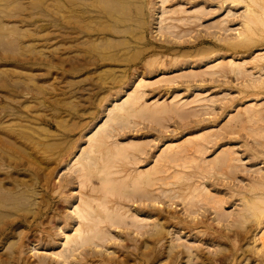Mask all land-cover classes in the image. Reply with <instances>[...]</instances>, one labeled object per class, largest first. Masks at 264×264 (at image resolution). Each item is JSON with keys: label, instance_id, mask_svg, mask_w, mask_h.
Wrapping results in <instances>:
<instances>
[{"label": "rangeland", "instance_id": "374dc122", "mask_svg": "<svg viewBox=\"0 0 264 264\" xmlns=\"http://www.w3.org/2000/svg\"><path fill=\"white\" fill-rule=\"evenodd\" d=\"M148 1V2H147ZM161 1H164V0H145V6H144V14H143V18L140 16V21H142L143 20V22L144 23H146V24H142L141 26H137V23L136 22H132L131 24H129L130 26H131V28H129V31L127 30V27H125L126 29L123 31V32H125L126 31V33H119V34H114L113 33V35L111 34V35H109V34H106V40H108L109 42H107L105 39H93L92 37V39H87L85 36V38L83 37V38H80V39H82V41H84V42H82V46L80 45V48H79V50H78V56H79V58H78V56H77V58L75 59V58H72V57H68V60L69 59H71V61L70 62H68L67 60V62L68 63H61V61H60V57H61V51H60V47H59V41H58V36H59V31L60 30H58L59 29V23H58V21H59V14H58V12H59V9H57V8H59V7H57L58 5H56L57 3H56V0H0V26L2 27H0V84L2 83H5V85H7L6 87H3V86H0V96L3 98V100L2 101H0V106L3 108V109H1L0 108V113L1 114H7L8 112H9V109H10V107L12 106V104H15V102H13V101H11V100H9V99H7V96H6V94L8 95V98H12L13 97V99L14 98H16V100H25L26 101V104L28 103V108H30V106H31V110L30 109H23V111H21L20 112V114H21V116H19L20 117V119L19 118H17V117H12L11 116V118H9V120H8V118H7V116L5 115V117L4 118H2V120H4V119H6V121H5V123H3V122H1L2 120H0V125H3V124H6V123H8V122H10L11 120H12V122H10L11 124H13V125H18V126H20L21 127V129H23V128H25L24 126H29V127H27V128H25V129H23V131L25 132V134H27V136L29 135V136H31V137H29L28 136V139L30 140H22V139H17L16 141H14V148H17V149H15V152H13V154H12V158L11 159H8V160H10V162H11V164L9 163V165H8V161H7V159L6 160H4V163H5V166H7L8 168H9V174H10V177H11V175H12V177L10 178L9 177V180L10 181H13L16 177L15 176H17V180L19 181V180H23V178H25V181L23 180V181H21L22 182V184H24V185H20V187H22V188H20L21 189V192H22V194H23V196H25L26 197V195H27V197L29 198V199H27V201H25V200H23V202H22V204L21 203H18V205H16L17 207H18V209H17V207L15 206L14 207V210H12V209H10L9 211H7V214H8V217L5 215V214H2V215H0L1 217H3V218H0L1 220H0V225H3L2 224V222H7V221H10V220H14V221H16V225H14L13 227H12V231L10 232V233H12V234H8L7 235V237L6 238H2L1 236H0V246H3V247H0V259L1 260H3L4 262L6 261V264H17V263H19L20 262V260H21V262L19 263V264H36L37 262L38 263H40V264H53L54 262H55V264H58L57 262H58V258H60L61 259V257H56V259L55 258H52V257H49L51 254H52V252L50 251V250H52L53 252H55L56 250H58L59 248H62L58 243L60 242V240H61V238H58V235H59V237H61V234H59V233H62V231H66V232H68V233H70L71 232V228H72V226H74L75 224H76V220L75 219H73L74 217H73V213L71 212V210L70 209H72V206H71V203H76V201L78 200L77 198H78V193L79 192H83V194H85L87 191H88V193H89V185L83 190V191H81L82 189H78V183H76V180L74 181V179H73V181L71 180L70 181V179H68L69 178V175H67V174H69V173H66V172H69L68 171V169L66 168V166H65V164H67L68 162H69V164H70V159L72 160V158L73 157H76V156H78L79 154H80V152H81V149H80V147H84L85 146V143H86V137H84V136H86L85 134L91 129V128H93L96 124H98L99 122H101L102 120H103V118L105 117L106 118V114H107V112L105 113V111L107 110V108H109L110 106H111V104H112V102H115V101H120L121 99H123L124 97H125V91H128V90H131L132 88H133V82L132 81H135L137 78H139V77H142V78H144V79H146V80H149V81H153V82H155L154 80L155 79H157L158 77H160L161 76V74H163V76H165L164 78L165 79H171L172 81H168V80H166L165 82H164V79H162L163 80V82H160V81H162V80H160V79H157L156 80V84H151V85H149L148 83L147 84H145L144 85V87H142L141 88V92L143 91L144 92V94H142V99H144V102H149V101H151L152 102V100L153 101H155V100H158V101H160V100H168V99H170L172 96H174V95H176V98H178V99H180V100H191V99H193L194 97L196 98H198L197 100L198 101H196V102H194V103H192L191 102V104L189 103L183 110H185L186 109V111L187 110H189V109H191L192 107L194 108V107H196V106H200V107H196V108H194V110L192 111H190V114H192V117L191 116H189L188 115V113L186 112V111H181V113L182 114H184V115H180L181 113H180V111H178V112H176V113H178V114H175V116L173 117V112L172 113H170L171 115H169V112H168V114H166V113H164L163 114V117L161 116L160 117V115L158 116V118H156L157 120L159 119V121H160V119L161 118H163V119H161L162 120V122L161 123H159V122H155V121H157L156 119L154 120H152V118L151 119H149V118H147V117H145V115L144 114H134V115H136V116H138V118H134V117H136V116H131V117H128L127 119L128 120H126V118H125V120L124 119H121V121L122 122H120V121H116L117 122V127H116V122L112 125L113 126V128L115 129L114 130V135L116 134V135H118V136H113V138L112 139H114L115 138V140H119V141H123V140H126L127 138H138L139 140H141V141H143L144 143L143 144H145V142H147L148 144H147V147L146 146H142V148L144 149V151H145V149H146V151H145V153H143L142 152V154L141 153H137V154H135L136 155V159L137 160H139L140 162L138 163V161L136 160V162L138 163V165H137V167H136V162H135V160H133V158L132 157H127V160L124 158V159H122V160H124V161H122V163H120V161L121 160H119V162H118V164H120V166L125 170V169H127V167H128V165H129V167H128V169L126 170V172H128V171H134V170H136V169H138V168H145V167H149L150 165H152V163L154 162V160H152V159H154V157H156V153H157V151H158V149L160 148V147H162L164 144H166L167 142H177V141H179V140H181L182 138H184L187 134H189V133H196V131L197 132H199V131H205V130H209V128L211 129V128H213V129H211L210 131H212L214 134L216 133V135L218 136L217 138H218V140L216 139V135H214L213 133L211 134L212 136L214 135V137H215V139L216 140H214V141H210L209 139H211L210 137H212L211 135L210 136H208L209 137V139H208V141H207V143H205L204 141L202 142V144L203 143H205V144H203V148H200V150L201 149H203V150H201L202 152H200V153H195V152H192V151H190V152H188V154L187 155H189V156H191V157H189V158H187L186 157V155H185V157L187 158V161H188V159H189V161H190V158H192V157H194L195 156V154H196V156L194 157V159H198L199 157L200 158H203V156H204V159L206 160L207 159V161L208 160H211L212 158H214L213 156H216V151L218 152V151H220L221 152V150L223 149V150H225L226 149V151L228 150L227 148H232L231 150L229 149V151L228 152H230L231 151V154H232V152H233V154H235L234 156L236 157V158H238L239 160H238V162L236 161H234V162H232L231 164H233L234 165V168L236 167V163H237V167H236V171L238 170V169H240V170H238L237 172L235 171V173L234 172H232V170H234V169H231V167H230V169H228V170H226L225 171V169H226V167L224 168L223 166H222V169L224 170H222V169H219V171H221L222 170V172L224 173H222L223 174V176H227L228 178H229V180H228V178L225 176V178H223V177H221V175L222 174H220V175H218L219 173H221V172H219L218 171V169H216V167H215V169H212V170H209L208 168V171L206 170V169H203L202 171H205L206 170V172L208 173V174H206V172H200V170H197V165H196V160H194L193 159V161H195V165H193V167L191 166V165H189V164H191V163H189V164H187V165H185L183 162H186V158L184 157V155L183 156H181L179 159H180V162H179V159L177 160V161H175V162H177V163H175L174 162V164H177V167H173L174 165H172L173 163H171V162H169V163H164L165 165H167L166 166V168L167 169H169L168 171H167V175H165V176H168L169 174L171 175L173 172H177V171H179V172H182V174L184 175V177H185V180L183 181V182H181V184H179V183H174L173 185H169V186H163V185H160L159 186V184L158 183H156V185L154 186L155 187V191L153 190L152 191V189H151V187H150V189H149V186H146V187H148L147 188V190L149 191V192H156V191H158L159 189H165V190H169V192L167 193V194H165V195H158V194H156V193H154L156 196H157V198L159 199H157L156 200V202H159V204H161V206H159V204L158 203H156V202H153L152 204L154 205V207L152 208V204H151V200H144V198H141L140 200H141V203L140 202H138V201H140V200H136V201H133L136 197H134V196H132V199H131V195L129 196V200L128 199H123L122 197V199L121 200H119V201H122V203H124V206L125 207H128L129 208V210H132V211H134V210H136L137 211V213H138V215L139 216H142V217H145V218H148V222H147V219H146V222H147V224H145L144 225V227L142 228V229H144V230H139V231H135V230H133V228H131V227H129V226H121V225H119L118 227H116V229H115V227H112V228H110L109 230L111 231V233H112V235L114 236H112V237H110L107 241L108 242H104L103 244L101 243V245H99L100 246V249H99V246H95V245H93V244H88V245H90V246H87V245H85L84 247H82L81 248V250L83 251V253H82V251L79 249V250H76V251H74V252H72L73 253V256L74 255H76V257H72V253H71V256L69 257L68 256V258L70 259V260H64L65 262L66 261H69V264H76L77 263V261H78V263L79 264H97V262H98V264H105V262L107 261L106 259H108L109 261H107L106 262V264H123L124 262L123 261H121V260H124L125 259V257L127 258V260L125 259L124 261H125V263L124 264H149L151 261V263L150 264H168L169 263V256H171L170 255V253L171 254H173V253H176V252H179L180 250L181 251H183V253L181 254V255H179V258H181L179 261H181V262H179V261H177V263L178 264H208V260H206L205 258L208 256L209 258H211L212 259V262H209V264H259V262L257 261V259L256 258H258V257H256L257 256V254H256V252H255V254H253L254 253V250H256V248L259 246V244H260V241L258 240V238L257 237H259V239L261 238L262 239V235L260 234L261 233V231H260V228L262 227V226H259V228H258V226L257 225H255V224H257L256 222H258L255 218H253L252 217V215H251V213L248 211V210H241V208L243 207V204L241 205H239V202L240 203H243V200H241V196L243 195V193L245 192V195L246 196H248V194H250V193H246L247 191L249 192V185H251V183H252V185H253V183H255L254 182V179H255V177H259L260 176V174L263 172L264 173V157H263V155H264V123L262 124V121L264 122V113L261 111V110H263V108H264V89H262V88H264V77H263V79H261L262 78V76L264 75V71L262 70V66H263V62H264V60L263 61H260L259 62V64H258V62H256L255 60H253V54H254V52L255 51H263V49H264V35H262L261 36V34H264L262 31H259V30H255V33H254V35L255 36H257V37H251L250 38V40H252V43H254V44H252V43H250V41H249V43L250 44H247V43H245L244 41H243V43L241 42V44H240V42H238L237 40H235V39H233V37H235V34H236V31H237V29H240V22H241V20H239V19H241L240 18V13L241 12H244V8H243V6H241L242 5V3L241 2H239V1H234V3H236V7H235V4H233L232 2H230L229 0V2L227 3V1L226 0H165V2H162V4H161ZM58 2V1H57ZM151 2H153V3H151ZM239 2V3H238ZM151 3V4H150ZM173 3V4H172ZM179 4L180 6H181V8H182V6L184 7V8H182V9H184V10H186V11H191V10H193L194 8H196L197 6L200 8V10L201 11H199L198 12V15L196 14V13H192V15H191V17H190V19H192L193 20V22H195V20H196V22H195V25L194 24H191L192 23V20H191V22H189L190 23V25L188 24V25H185V26H181V25H179L178 26V28H180L182 31H186V34L187 35H184V36H182L183 34H185V32L183 33V34H181V32L182 31H178L179 33H178V35H179V37L178 38H180V39H178L176 36V38L177 39H175V37L173 36V35H170L169 33H167V32H163L162 31V33L163 34H161L160 32V30L158 29L159 27V23H160V19H159V16L163 13L162 11H166L167 9H169V8H171V7H176L175 5H177V4ZM175 4V5H174ZM228 4V5H227ZM232 4V5H231ZM238 4V5H237ZM240 4V5H239ZM148 5H149V7H148ZM173 5V6H172ZM179 5H177V6H179ZM161 6V7H160ZM171 6V7H170ZM196 6V7H195ZM227 6V7H226ZM234 7V9H233V7ZM239 6V7H238ZM146 7V8H145ZM148 7V8H147ZM165 7V9H163ZM197 7V8H198ZM151 8V9H150ZM190 8V9H189ZM231 8V9H230ZM242 8H243V10H242ZM148 9V10H147ZM162 9V10H161ZM189 9V10H188ZM151 10V11H150ZM160 10H161V12H160ZM242 10V11H241ZM146 11V12H145ZM154 12H155V14L157 15H155L154 14ZM201 12V13H200ZM148 13L149 14V16H148V14L146 15V14ZM200 13V14H199ZM160 14V15H159ZM166 13H163V15L166 17V18H169V14L166 16L165 15ZM242 14V13H241ZM154 15H155V17H154ZM153 16V17H152ZM163 16V17H164ZM193 17V18H192ZM157 18H158V20H157ZM173 18V17H172ZM196 18V19H195ZM58 19V20H57ZM195 19V20H194ZM144 20H146V22L144 21ZM166 20H168V19H166ZM222 21V22H221ZM239 21V22H238ZM94 22L95 23H98V20H94ZM221 22V23H220ZM147 23H148V25H147ZM92 24H94V23H92ZM135 26H134V25ZM144 25H146V26H144ZM238 25V26H237ZM188 26H190V27H188ZM134 27V28H133ZM135 27H136V29H135ZM146 29H145V28ZM183 27V28H182ZM121 29H123L122 27H120ZM138 28H141V29H138ZM187 28H189V29H187ZM191 28V29H190ZM235 28V29H234ZM237 28V29H236ZM135 30V32H133L132 30ZM130 30H131V32H133V33H131L130 32ZM160 32H159V31ZM187 30H191L189 33H187L188 31ZM128 31V32H127ZM139 31V32H138ZM140 31H141V33H140ZM138 32V33H137ZM135 33H137V35H138V37H136L137 35L135 34ZM258 33V34H257ZM260 33V34H259ZM125 34V35H124ZM168 34V35H167ZM132 35V36H131ZM133 35H136V36H133ZM143 35V36H142ZM169 35L171 36L170 38H169ZM175 35V34H174ZM114 36H116V37H114ZM118 36H120V38L118 37ZM128 36V37H127ZM139 36H142V37H140L139 38ZM168 36V37H167ZM181 36V37H180ZM253 36V35H252ZM260 38H259V37ZM107 37H109V38H107ZM122 37V38H121ZM136 37V38H135ZM174 39H173V38ZM263 37V38H262ZM110 38H112V39H110ZM115 38H116V40H118V39H122V41L121 40H119L120 41V43H118V42H116V44L113 42V39H114V41H115ZM134 38V39H133ZM142 38V39H141ZM84 39V40H83ZM126 39V40H125ZM137 39H139V40H137ZM170 41H168V40ZM220 39V40H219ZM87 40V41H86ZM88 40H91V42H92V44H89V41ZM101 40H103V41H105V42H98L97 44H101V46H96V45H94L95 44V41H101ZM126 42H125V41ZM133 40V41H132ZM167 40V41H166ZM111 41H112V44H111ZM127 41H128V43H127ZM234 41H236L235 43H238V44H240V45H238V44H233L234 43ZM85 42H86V44H85ZM90 42V43H91ZM131 42V43H130ZM233 42V43H232ZM256 42V43H255ZM11 43V44H10ZM88 43V44H87ZM103 43H105L104 44V46H103ZM106 43H107V45H106ZM259 43H261V44H259ZM109 44H111V45H109ZM115 44V45H114ZM117 44H119V45H117ZM124 44V45H123ZM127 44V45H126ZM245 44H247V46H245ZM258 44V45H257ZM14 45H15V47H14ZM58 45V46H57ZM88 47H87V46ZM91 45V46H90ZM92 45H93V47H92ZM123 45V46H122ZM236 45V46H235ZM238 45V46H237ZM255 45V46H254ZM257 45V46H256ZM13 46V47H12ZM18 46V47H17ZM90 46V47H89ZM99 49L100 47H108L107 49L105 48L104 50L102 49V50H98L96 47ZM111 46V47H110ZM115 48H114V47ZM117 46V47H116ZM254 46V47H253ZM262 46V47H261ZM127 47V48H126ZM149 47V48H148ZM151 47V48H150ZM260 47V48H259ZM8 48V49H7ZM11 48V49H10ZM14 48V49H13ZM16 48V49H15ZM81 48H83V49H81ZM89 48H91V49H89ZM112 48V49H111ZM121 48V49H120ZM145 48H148V49H145ZM254 48V49H253ZM258 48V49H257ZM262 48V49H261ZM30 49V50H29ZM84 49H86V50H84ZM96 49H97V51L98 52H95L96 51ZM123 49V50H122ZM125 49H127L128 51H126ZM247 49V50H246ZM250 49V50H249ZM259 49H261V50H259ZM14 50V51H13ZM29 50V51H28ZM90 50H92V51H89ZM95 50V51H94ZM117 50H119V53H120V55H119V53H118V51ZM122 50V51H121ZM140 50V51H139ZM102 52V53H100V52ZM111 51V52H110ZM121 51V52H120ZM134 51H136L137 53H135ZM221 51H223L222 53H221ZM224 51H226L225 53H224ZM235 51V52H234ZM245 51V52H244ZM60 52V53H59ZM82 52H85V55H86V53H88L87 55H88V57H85L84 58V53H83V55H82ZM107 52V53H106ZM124 52H126V53H124ZM140 52V53H139ZM40 53V54H39ZM81 53V54H80ZM92 53V54H91ZM99 53H100V55L102 56V57H108L107 55H105V54H108V53H110V54H108L109 55V57H111V56H114V53H115V56H117L118 55V58H119V60H116V61H113L112 59H110V58H103L102 60H101V58H98V56H100L99 55ZM112 53V54H111ZM128 53H130V54H128ZM135 53V54H134ZM150 53H152L153 55H151ZM235 53V54H234ZM245 53V54H244ZM249 53V54H248ZM60 56H59V55ZM92 55V57H90L89 58V55ZM102 54H104V55H102ZM117 54V55H116ZM124 54V55H123ZM140 54V55H139ZM224 54H225V56H224ZM239 54V55H238ZM242 54H243V56H242ZM82 55V56H81ZM86 55V56H87ZM98 55V56H97ZM111 55V56H110ZM123 55V56H122ZM229 55V56H228ZM81 56V57H80ZM129 56V57H128ZM149 56H152L153 58L151 59V57L149 58ZM241 56V57H240ZM252 56V57H251ZM83 57V58H82ZM95 57V58H94ZM122 57V58H121ZM124 57H126V58H124ZM148 57V58H147ZM223 58V59H228V58H234L235 59V57H236V59L235 60H239V61H242V60H246L248 63H249V61H248V59H250L251 61H252V63L254 62H256L255 64L253 63V64H251V61H250V65H246V63H245V65H243L244 66V68H246V69H243V70H241V72L243 71H246L247 70V72L245 73H243V76H241L242 75V73L241 72H236V71H230V70H226L227 69V67L225 68H223L224 69V71L225 72H219V71H217V70H215V73H213V75L212 74H210L209 76H207V75H205L204 74V72L205 73H209V71H207V70H204V69H206L205 68V65L207 64V63H209L211 60H213L214 58ZM252 59H251V58ZM96 59V61H94L93 60V62L90 60V59ZM73 59L74 60H77V62L76 61H74L73 62ZM84 59H86L85 61H84ZM146 59H148L147 61H146V63L144 62ZM153 59H156V60H153ZM159 59V60H158ZM176 60V62H175V60ZM88 60V61H87ZM100 60H101V62H102V64H100L101 62H100ZM107 60H109V61H107ZM111 60V61H110ZM115 60V59H114ZM122 60H124V61H122ZM152 60V61H151ZM160 60H161V63H159L160 62ZM208 60V61H207ZM210 60V61H209ZM65 61V62H66ZM91 61V62H90ZM121 61V62H120ZM150 61V62H149ZM157 61H158V64H157ZM171 61H174V62H171ZM181 61V62H180ZM206 61V62H205ZM72 62V63H71ZM82 63V65L84 64H86L85 66L83 65H80V63ZM86 62V63H85ZM106 62V63H105ZM108 62V63H107ZM111 62V63H110ZM153 62H154V64H153ZM168 64H166V63ZM171 62V63H170ZM177 62H180V64H178ZM182 62H186L188 65H186V64H184L183 65V63ZM60 63V64H59ZM74 63V64H73ZM77 63H79V65L76 64ZM88 63V64H87ZM112 64V65H110V64ZM155 63H156V66H154L155 65ZM175 63V64H174ZM243 63H244V61H243ZM61 64H63L62 66H61ZM73 64V65H72ZM108 64H109V66H108ZM120 64V65H119ZM145 64H147V66H144ZM149 64H152V66L151 65H149ZM171 64H172V67H171ZM177 64H178V66H177ZM183 66H182V65ZM261 64V65H260ZM75 65V66H74ZM123 65V66H122ZM162 65V66H161ZM166 65L167 66H169V67H166ZM50 66V67H49ZM61 66V67H60ZM69 66V67H68ZM103 66H105V67H103ZM117 68H116V67ZM154 66V68H152ZM163 66L165 67L164 69V71H163ZM175 66H177L176 68H175ZM251 66V67H250ZM22 67H24V68H22ZM26 67H28L27 69H26ZM29 67H31V68H29ZM63 67V68H62ZM67 67H68V69H70V70H67ZM73 69V71H71V68ZM84 68V70H83V68ZM93 67H95V68H93ZM100 67V68H99ZM101 67H102V69H104L103 71L104 72H102V69H101ZM109 68V69H105V68ZM114 67V69H112V68ZM120 67V68H119ZM126 67V68H125ZM129 67V68H128ZM149 67V68H148ZM179 67V68H178ZM256 67V68H255ZM258 67V68H257ZM4 68V69H3ZM59 68H62V69H59ZM79 68V69H78ZM86 68V69H85ZM88 68V69H87ZM119 68V69H118ZM128 68V69H127ZM159 70H158V69ZM190 68V69H189ZM252 68V69H251ZM253 68H255V70H253ZM260 68H261V70L263 71V72H261V71H259L260 70ZM264 68V67H263ZM49 69V71H47ZM93 69V70H92ZM95 69H97L98 70V72H99V74L97 75V70L95 71ZM112 71H111V70ZM116 69V70H115ZM127 69V70H126ZM153 69V70H152ZM158 71H157V70ZM229 69V68H228ZM249 69V70H248ZM258 69V70H257ZM66 70V71H65ZM74 70H76L75 72H74ZM78 70L80 71V74H79V72H78ZM90 70V71H89ZM106 70H107V72H106ZM136 72H135V71ZM141 70H143V71H141ZM29 71V72H28ZM61 71L63 72L62 74H61ZM117 71V72H116ZM127 71V72H126ZM154 71H156V72H154ZM161 71V72H160ZM201 71H202V73L205 75H203V76H201L200 77V73H201ZM204 71V72H203ZM229 73H228V72ZM251 71V73H249ZM66 72V73H65ZM73 72H74V74H73ZM77 72V73H76ZM89 72H90V75H89ZM94 72V73H93ZM102 72V73H101ZM118 72H120V73H118ZM124 72V73H123ZM143 72V73H142ZM187 72V73H186ZM217 72H219V74L222 76V74H225V75H223L224 77H221V76H217ZM231 72V73H230ZM235 73L236 72V74L237 73H239L240 74V76H239V74L238 75H233L232 73ZM253 72V73H252ZM261 72V73H260ZM5 73V74H4ZM71 73V74H70ZM123 73V74H122ZM138 73V74H137ZM189 73L190 74H192L193 73V75L196 73L197 74V76H195V77H193V75H190L189 76ZM228 73V74H227ZM260 73V74H259ZM53 75V76H51V75ZM77 74V75H76ZM84 74V75H83ZM89 76H88V75ZM118 74H120V76H118ZM124 74H125V77H124ZM126 74H128V75H126ZM136 74V75H135ZM195 74V75H196ZM216 74V75H215ZM218 74V75H219ZM248 74H250V75H248ZM258 74V76L259 77H261L260 79L258 78V76H256ZM19 75V76H18ZM94 75H96V76H94ZM119 78H117L116 76ZM140 75V76H139ZM180 75H182V76H184V75H187L188 76V78H186L187 76H184V77H181ZM199 75V76H198ZM212 75V76H211ZM252 75H254L255 77V79L253 78V76ZM262 75V76H261ZM15 76V77H14ZM98 76H100V77H98ZM104 76V77H103ZM132 76V77H131ZM147 76V77H146ZM175 76H176V78H175ZM192 76V78H190ZM236 76H239V77H236ZM245 76H246V79H245ZM251 76V77H250ZM18 77V78H17ZM50 77V78H49ZM85 77V78H84ZM114 77H116L114 80H116V82L114 81V80H112V82L110 81L112 78H114ZM131 77V78H130ZM178 77V78H177ZM180 77V78H179ZM17 78V79H16ZM79 78V79H78ZM97 78V79H96ZM122 78H124V79H122ZM135 78V79H134ZM244 78V79H243ZM259 79V80H263L262 82H260V81H258L257 79ZM17 80V81H14V80ZM20 80V82L22 83V85L20 84V82H18L19 80ZM99 79V80H98ZM118 79V80H117ZM248 79V80H247ZM251 79V80H250ZM256 81H254V80ZM27 80H29V82L27 81ZM32 80V81H31ZM104 81L103 83L101 82V81ZM122 80V81H121ZM159 80V82H157ZM244 80V81H243ZM13 81V82H12ZM23 81V82H22ZM25 81V82H24ZM121 81V82H120ZM250 81V82H249ZM251 81H253V82H251ZM26 82H28V83H26ZM113 82H115V83H113ZM153 82H151V83H153ZM169 82V83H168ZM255 82V83H254ZM15 83H18L17 84V86H18V88H16L17 86L15 85ZM24 83V84H23ZM32 83H33V85H32ZM111 85H110V84ZM119 83V84H118ZM128 83V84H127ZM162 83H164V84H162ZM168 83V84H167ZM253 85H252V84ZM257 83V84H256ZM260 83V84H259ZM1 84V85H2ZM28 84V85H27ZM124 84V85H123ZM126 84V85H125ZM252 86H251V85ZM4 85V84H3ZM10 85V86H9ZM19 85H21V86H19ZM23 85L24 86H26V88H24L23 87ZM49 85V86H48ZM88 85V86H87ZM110 85V86H109ZM118 85V86H117ZM242 85H244L245 87H243ZM114 86V87H113ZM120 86H122L123 87V89H122V87H120ZM22 89H21V88ZM38 87V88H37ZM52 87V88H51ZM110 87V88H109ZM126 87V88H125ZM9 88V89H8ZM11 88H13V89H11ZM15 88V89H14ZM24 88V89H23ZM66 88V89H65ZM84 88V89H83ZM118 88V89H117ZM120 88V89H119ZM244 88V89H243ZM254 88V89H253ZM262 89V90H260V89ZM2 89V90H1ZM6 89V90H5ZM18 89V90H17ZM27 91H26V90ZM30 89H31V91H30ZM39 89H41V90H39ZM44 91H43V90ZM115 89H116V91H115ZM125 89V90H124ZM142 89H144V90H142ZM239 89V90H238ZM16 90V91H15ZM19 90H21V91H19ZM39 90V91H38ZM107 90V91H106ZM109 90V91H108ZM121 90H123L122 92H121ZM248 90V91H247ZM251 90H254V91H251ZM6 91H9V93H10V91H12L13 93H15L16 95V97L13 95V93L12 94H8V92H6ZM42 91H43V95H42ZM49 91H51L50 93H49ZM111 91V92H110ZM118 91H120L121 92V94L118 92ZM249 91H251L252 93H250ZM23 92H27V94H25L24 95V97H23ZM31 92V93H30ZM36 92V93H35ZM41 92V93H40ZM55 92V93H54ZM107 92H108V94H107ZM114 92V93H113ZM117 94H116V93ZM241 94H240V93ZM248 92V93H247ZM258 93V95H257V93ZM4 93H5V95H4ZM20 93H22V94H20ZM45 93V94H44ZM106 93V97H103V98H99V95L101 96V95H104ZM239 93V94H238ZM243 93V94H242ZM259 93H260V95H259ZM2 94H3V96H2ZM30 94V95H29ZM50 94H52V95H50ZM54 94V95H53ZM120 94V95H119ZM195 94H197V95H195ZM244 94H245V96H244ZM249 94V96H246V95H248ZM11 95V96H10ZM34 95V96H33ZM37 95V96H36ZM46 97H45V96ZM50 95V96H49ZM117 95H119V96H117ZM123 95V96H122ZM241 95H243V96H241ZM251 95V96H250ZM262 95V96H261ZM6 96V97H5ZM31 96V97H30ZM39 96V97H38ZM59 96V97H58ZM113 96V97H112ZM257 96H259L260 98H258ZM17 97H19V98H21V99H17ZM30 97V98H29ZM32 97H35V98H33L32 99ZM44 97V98H43ZM58 97V98H57ZM66 97V98H65ZM69 97V98H68ZM70 97H71V100L69 101L68 99H70ZM110 97V98H109ZM117 97V98H116ZM249 97V98H248ZM251 97V98H250ZM253 97V98H252ZM6 98V99H5ZM42 98V99H41ZM49 100H48V99ZM51 98H53L52 100H51ZM54 98H56V99H54ZM68 98V99H67ZM73 98V99H72ZM91 98V99H90ZM97 98H99V100L97 99ZM111 98H112V100H111ZM116 98V99H115ZM204 98H205V100H204ZM258 98V99H257ZM31 99V100H30ZM39 99H41L40 101H39V103H37V105H36V103H35V101H38ZM90 99V100H89ZM93 99V100H92ZM250 99V100H249ZM256 99V100H255ZM5 100V101H4ZM8 100V101H7ZM30 100V101H29ZM34 100V101H33ZM56 102H55V101ZM64 100H65V102H64ZM67 100H68V102H67ZM95 100V101H94ZM99 101V103H98V101ZM114 100V101H113ZM200 100V101H199ZM202 100V101H201ZM242 100V101H241ZM47 101V102H46ZM93 101V102H92ZM96 101H97V103H96ZM103 101V102H102ZM107 101V102H106ZM239 101V102H238ZM253 101V102H252ZM31 102H32V104H31ZM40 102H42V103H40ZM60 102V103H59ZM69 102H71V104H69ZM92 102V103H91ZM197 102H200L199 104H195V103H197ZM2 103V104H1ZM7 105H6V104ZM35 103V104H34ZM47 106H43L44 104ZM58 103V104H57ZM94 103V104H93ZM101 103H102V105H101ZM150 103V102H149ZM248 103H257V109L259 110L258 112H256V114L258 115V114H261V116L259 115L258 117H257V115L255 116V117H257V118H253V117H251L252 118V120L251 119H245V118H247V117H245L244 115H239V116H236L238 119H240V121H242V120H244L245 121V123L247 122V124H245V123H240V121L239 120H237L236 119V117H234V115H235V112H236V110H237V106H239V108H241V107H244L245 105H247ZM263 103V104H262ZM3 104H5V105H3ZM34 104V105H33ZM39 104V105H38ZM48 104V105H47ZM61 104V105H60ZM68 105V107H71V108H69L68 109V107H67V105ZM108 104V105H107ZM195 104V105H194ZM261 104V105H260ZM4 107H3V106ZM55 105V106H54ZM63 105H66V107L65 106H63ZM105 105V106H104ZM204 105H206V106H204ZM258 105H260V106H258ZM263 105V106H262ZM8 107V108H6L5 109V107ZM34 108H33V107ZM38 106V107H37ZM40 106V107H39ZM41 106H43L44 108H46V109H43V108H41ZM56 106H58V107H56ZM99 106H101V107H99ZM107 106V107H106ZM192 106V107H191ZM205 108H204V107ZM224 106H226V107H224ZM49 107V108H48ZM89 107V108H88ZM105 107V108H104ZM191 107V108H190ZM233 107V108H232ZM260 107V108H259ZM41 110H40V109ZM59 108V109H58ZM62 108H64V110H62ZM77 108H79V109H77ZM101 108V109H100ZM104 108V109H103ZM189 108V109H188ZM52 109H55V110H52ZM84 109V110H83ZM197 109H201L200 110V112L197 110ZM235 109V110H234ZM3 110V111H2ZM28 110V111H27ZM38 110V111H37ZM40 110V111H39ZM49 110V111H48ZM87 110H91L89 113H91V114H89L88 113V111L86 112ZM203 110H205V111H203ZM3 113H2V112ZM30 111V112H29ZM33 111V112H32ZM35 111V112H34ZM36 111L37 112H40V113H43V114H40V113H36ZM42 111V112H41ZM46 111H48V112H46ZM54 111L55 112H57V113H59V114H57V113H54ZM59 111V112H58ZM69 111V112H68ZM83 111V112H82ZM188 111V112H189ZM202 111V112H201ZM264 111V110H263ZM5 112V113H4ZM46 112V113H45ZM52 112H53V114H52ZM94 112H95V114H94ZM101 112V113H100ZM186 114H185V113ZM191 112H193V113H191ZM194 112H196V114H194ZM232 112V113H231ZM261 112V113H260ZM36 113V114H35ZM51 113V114H50ZM62 113V114H61ZM64 113V114H63ZM65 113L67 114V115H65ZM79 113V114H78ZM81 113H82V115H81ZM200 113V114H199ZM228 113V114H227ZM25 114V115H24ZM45 114V115H44ZM54 114H56V117L54 116ZM99 114H101V115H99ZM193 114L194 115H198V116H193ZM229 114H233V117H234V120L236 119V122L237 123H239V124H241L240 126L241 127H244V129L246 128L247 129V127H248V129H247V131L245 132V130H243V128H241L240 126H238L239 124H237L236 125V122L234 121V120H229L228 119V116H229ZM31 115V116H30ZM37 115V116H36ZM44 115V116H43ZM51 116L50 118H49V116ZM52 115H53V117H55L54 119L52 118ZM61 115V116H60ZM70 115V116H69ZM76 115H77V117H76ZM86 115V116H85ZM143 115H144V117H143ZM186 115H188L189 116V118H191V120L190 119H188V121L190 122H187L186 121V119H187V116ZM228 115V116H227ZM23 116V117H22ZM38 116H40V117H38ZM48 116V117H47ZM64 116H67V117H64ZM69 116V117H68ZM81 116H83V117H81ZM96 116V117H95ZM140 116L141 117H143V118H145V119H143L142 121H141V119H140ZM166 116H168L167 117V119H165L166 118ZM170 116H172V117H170ZM242 116V117H241ZM244 116V117H243ZM90 117V119H88ZM92 117V118H91ZM178 117H184V118H186V119H184V122H181V121H183L181 118V120H179L178 119ZM240 117V118H239ZM263 117V119L262 120H259V118L261 119ZM0 118H1V115H0ZM26 118V120H24V119ZM29 120H28V119ZM30 118L31 119H33V120H30ZM45 118V119H44ZM62 118H64L65 120L64 121H66V122H64L63 121V119ZM72 118V119H71ZM74 118V119H73ZM76 118V119H75ZM85 118H87V119H85ZM134 118V119H133ZM242 118V119H241ZM11 119V120H10ZM48 119H50L49 121H48ZM62 119V120H61ZM70 119H71V121H70ZM79 119L81 120V122H79ZM95 119V120H94ZM136 119V120H135ZM14 120V121H13ZM15 120H17V122L15 123ZM55 120H56V122H55ZM58 120H61V123L60 124H62V125H58ZM69 120V121H68ZM83 120H85V121H83ZM125 122H124V121ZM256 120H258L259 122H257ZM141 122V123H139V125H137L138 123H134V125H132V126H128L129 125V122ZM226 123H228V122H230V121H232L231 122V125L232 126H230V124L228 123V124H226L225 125V122ZM251 121V122H250ZM253 121L255 122V123H253ZM261 121V122H260ZM14 122V123H13ZM34 122V123H33ZM39 122V123H38ZM62 122H64V124L62 123ZM70 122V123H69ZM78 122V123H77ZM118 122H119V125H118ZM248 122H250V123H248ZM1 123H3V124H1ZM23 123V124H22ZM29 123H31V124H29ZM59 126V127H57V125ZM87 123V124H86ZM122 123V124H121ZM124 123V124H123ZM188 123V124H187ZM233 123H234V126H233ZM257 123V124H256ZM261 123V124H260ZM47 124V125H46ZM54 124V125H53ZM68 124V125H67ZM78 124H80V126L78 125ZM85 124V125H84ZM91 124H92V126H91ZM125 125V127H126V125H127V127L125 128V129H123L124 128V126H121V125ZM135 124H136V126H135ZM213 124V125H212ZM222 124H224V126H226V127H228V130H229V128H231V127H233V128H231V130L233 131L232 133L231 132H229L230 133V135L228 134V130H227V128L226 127H221L222 126ZM246 125V127L245 126H243V125ZM248 124H250V125H248ZM252 124H256V125H258V126H260L259 128H258V126H256V125H252ZM260 124V125H259ZM23 125V126H22ZM63 125H64V128H60V127H63ZM76 126V128H75V126ZM77 125L79 126V127H77ZM114 125H115V127H114ZM130 125H131V123H130ZM36 126V127H35ZM37 126H38V128H37ZM39 126L41 127L42 126V129H43V127H47L46 128V132L44 131L43 132V130H41V129H39ZM67 126V127H66ZM121 126V127H120ZM218 126V127H217ZM251 128H250V127ZM263 126V127H262ZM87 127H88V129H87ZM89 127H90V129H89ZM220 127V128H219ZM235 127H236V129H240V130H233V129H235ZM254 127V128H253ZM28 128H29V130H28ZM73 129V131H72V129ZM75 128V129H74ZM117 128H119V130L121 131V129L120 128H122V131H121V133H120V131L117 129ZM220 129V131L219 130H216V129ZM222 128H225L226 129V134H225V132L224 131H222L221 132V130H222ZM249 128H250V130L252 131V133H250V131H248L249 130ZM261 128H262V130H261ZM33 129V130H32ZM45 129V128H44ZM58 129V130H57ZM64 129H67L66 131L64 130ZM81 129V130H80ZM86 129H87V131H86ZM193 131H192V130ZM258 129V130H257ZM36 131L35 132V134L32 132V131ZM48 130H50V132L51 133H48ZM60 130V131H59ZM256 130H257V132H256ZM52 131H54V132H56V133H52ZM79 131V132H78ZM119 131V132H118ZM217 131V132H216ZM221 133V134H223L222 136H223V138H221V136L219 135V132ZM230 131V130H229ZM239 132L238 134L237 133H235V132ZM241 131V132H240ZM254 131V132H253ZM260 133H259V132ZM261 131H262V134H261ZM67 132V133H66ZM71 132V133H70ZM74 132V133H73ZM86 132V133H85ZM257 133V135L256 134H254V133ZM30 133V134H29ZM33 133V134H32ZM79 133V134H78ZM37 134V135H36ZM39 134V135H38ZM50 134V135H49ZM53 134V135H52ZM66 134V135H65ZM175 134V135H174ZM255 135V136H257V137H252V135L250 136V137H252L253 138V140H252V138H250L248 135ZM258 134H261V135H263V137H259V135ZM40 135L41 136H48L47 138L46 137H40ZM70 135V136H69ZM76 135V136H75ZM79 135H81L80 137H79ZM84 135V136H83ZM122 135V136H121ZM260 135V136H261ZM50 136H52V137H50ZM55 136V137H54ZM137 136V137H136ZM144 136V137H143ZM70 137V138H69ZM78 137V138H77ZM122 137H124V138H122ZM125 137H127V138H125ZM168 138V139H166V138ZM220 137V138H219ZM259 137V139H257ZM30 138H32V139H30ZM36 138H37V141H36ZM39 138V139H38ZM122 138V139H121ZM145 138V139H144ZM262 138H263V140H262ZM47 139V140H46ZM67 139V140H66ZM83 139H84V141H83ZM212 139H214V138H212ZM32 140V141H31ZM34 140V141H33ZM39 140V141H38ZM63 140H65L66 141V143H65V141L63 142ZM78 140V141H77ZM220 140V141H219ZM254 140H255V143H254ZM26 141V142H25ZM28 141H29V143H28ZM46 144L47 143V145H45V146H50V145H52V142H54L53 143V145L55 146V147H57V149L55 148V147H53V145H52V148H51V146L50 147H48L49 148V150H48V148H45V147H42V144H43V142ZM69 141H71L73 144H71L73 147H74V145H75V147L73 148V149H70V148H72V146L70 145V143L71 142H69ZM74 141H76V142H74ZM260 143H259V142ZM26 143V145H25V143ZM34 142V144H36L37 145V143H38V145L36 146V145H34V144H31V143H33ZM48 142H50L51 144L49 145V143ZM59 142V143H58ZM79 142V143H78ZM163 142V143H162ZM211 142H213V143H211ZM245 142H248V143H245ZM40 143H41V145H40ZM58 143V144H57ZM63 143V144H62ZM69 143V144H68ZM75 143V144H74ZM226 143H228V144H226ZM258 143V144H257ZM20 146V148H22V149H25V150H20V148H18L19 146ZM29 144V145H28ZM55 144H57V145H55ZM62 144V145H61ZM68 144V145H67ZM142 144V145H143ZM212 144V145H211ZM216 144V145H215ZM247 144H248V146L249 147H251V148H248L247 147ZM41 146V148H40V146ZM70 145V146H69ZM180 146L181 145H184V144H182V143H180L179 144ZM211 145V146H210ZM218 145V146H217ZM225 145V147H226V145L228 146V147H223ZM34 148H33V147ZM39 146V147H38ZM60 148H59V147ZM62 146H64V147H62ZM245 146V147H244ZM38 147V148H37ZM69 147V148H68ZM79 147V148H78ZM220 147L222 148V149H220ZM248 148V151L245 149V148ZM29 148V150H27ZM37 152V153H33V149ZM43 148H45L44 150H46V151H44L43 150ZM78 148V149H77ZM205 148L207 149L208 148V150L207 151H205L204 152V150H205ZM31 149V150H30ZM38 149V150H37ZM58 149H60V150H58ZM68 149V150H67ZM220 149V150H219ZM253 149H255L254 151H255V153H253L254 151H252L251 152V150H253ZM27 150V151H26ZM40 150H42L41 152V154H40ZM32 151V152H31ZM55 151V152H54ZM63 151V152H62ZM68 151V152H67ZM70 151V152H69ZM258 151V152H257ZM51 154H50V153ZM59 154H58V153ZM79 152V153H78ZM149 152V153H148ZM153 152V153H152ZM220 152H218V153H220ZM256 152L258 153L257 155L258 156H256ZM39 153V154H38ZM44 153V154H43ZM57 153V154H56ZM64 153V154H63ZM67 153V154H66ZM153 154V156H151V154ZM193 153H195V154H193ZM203 154V156H202V154ZM204 153H205V155H204ZM216 153V154H215ZM20 154V155H19ZM38 154V155H37ZM49 154V155H48ZM66 154V155H65ZM75 154V155H74ZM139 154H141V155H139ZM144 154H147V155H144ZM201 154V156H199ZM252 154V155H251ZM262 154V155H261ZM18 155V156H17ZM22 155V156H21ZM45 157H44V156ZM48 155V156H47ZM50 155H52L51 157H49ZM54 155V156H53ZM57 157H56V156ZM63 155H65V156H63ZM144 155V156H143ZM241 157H239V156ZM259 155H261V156H259ZM20 156V160L22 159V160H24L25 161V163H24V161H22L21 160V162L22 163H19L20 161H19V159H18V157ZM26 156V157H25ZM28 156H29V158H28ZM30 156H33V157H30ZM39 156V157H38ZM58 156H62V157H58ZM68 156V157H67ZM70 156V157H69ZM137 156H138V158H137ZM140 156V157H139ZM142 156V157H141ZM217 156H219V155H217ZM15 157V158H14ZM24 157V158H23ZM47 157H49L48 159H47ZM55 157V158H54ZM184 157V158H183ZM234 157V158H235ZM27 158V159H26ZM42 158V159H41ZM44 158V159H43ZM53 158V159H52ZM59 158V159H58ZM67 158V159H66ZM131 158V159H130ZM139 158H141V159H139ZM199 158V159H200ZM209 158V159H208ZM211 158V159H210ZM14 159V160H13ZM37 159V160H36ZM46 159V160H45ZM58 159V160H57ZM62 159V160H61ZM184 159V161L181 163V161ZM241 159V160H240ZM11 160H13L14 161V163H12L13 161H11ZM28 160V161H27ZM41 160H42V162H41ZM50 160V161H49ZM130 160H133V162L131 161L130 162ZM192 160V159H191ZM6 161H7V163H6ZM18 161V162H17ZM34 161H36V163L34 162ZM53 161V162H52ZM56 161V162H55ZM59 161H61V162H59ZM193 161H192V164H193ZM239 161H240V163H241V161H242V163L240 164L239 163ZM263 161V162H262ZM31 162V163H30ZM34 162V164H32ZM48 162H51V163H48ZM66 162V163H65ZM126 162H127V164H126ZM129 162H130V164H132L133 163V165H130L129 164ZM134 162H135V164H134ZM17 163H18V165H19V167H17ZM27 163V164H26ZM28 163H30V165L32 166H29L28 167ZM42 165H40V164ZM60 163V164H59ZM143 163V164H142ZM171 163V164H170ZM243 163H245V164H243ZM13 164V165H12ZM27 166H26V165ZM36 164H39L38 166L36 165ZM47 164H48V166H47ZM50 164H53V165H50ZM54 164H56L55 166H54ZM59 164V165H58ZM124 164V165H123ZM141 164V165H140ZM163 164V165H164ZM169 164V165H168ZM15 165V166H14ZM185 166L184 168H181L180 166ZM238 165L241 167V168H238ZM51 166V168L49 169V167ZM59 166V167H58ZM119 166V167H120ZM135 166V167H134ZM244 166V167H243ZM12 167V168H11ZM24 167H26V168H24ZM37 168L38 170H36V169H34V168ZM41 167V168H40ZM130 167H133V168H130ZM174 168L173 170L172 169H170V168ZM179 167V168H178ZM186 167H191V168H186ZM245 167H247V168H245ZM251 168L252 167V169H250L249 170V168ZM253 167H254V169L255 170H258V171H253ZM255 167H257V168H255ZM22 168V169H21ZM40 168V169H39ZM46 168V169H45ZM58 168V169H57ZM66 168V169H65ZM219 168H220V166H219ZM238 168V169H237ZM25 169V170H24ZM27 169V170H26ZM32 169H34V170H32ZM42 169V170H41ZM49 171H48V170ZM53 169H54V171H53ZM60 169H62V170H60ZM66 171H65V170ZM183 169V170H182ZM260 169V170H259ZM15 170V171H14ZM40 170H41V172H40ZM173 172H172V171ZM197 172H196V171ZM214 170H216V171H214ZM16 171H17V173H16ZM20 171V172H19ZM22 171V172H21ZM28 172V173H30V174H27V172H26V176L24 175V172ZM54 172V174H53V172ZM58 171V172H57ZM65 171V172H64ZM185 171V172H184ZM187 171V172H186ZM192 171L193 172H196V173H198V174H196V173H192ZM211 171H213V172H211ZM217 171L219 172V173H217ZM228 171V172H227ZM251 171V172H250ZM259 171H261V172H259ZM11 172H13V174L11 173ZM40 172V173H39ZM57 172V173H56ZM215 172V173H214ZM226 172L228 173V174H231V172H232V176L231 175H228V174H226ZM255 173V174H257L258 175V173H260L258 176L257 175H253V178H251V174H253V173ZM17 175H16V174ZM20 173H23V174H20ZM37 173V174H36ZM42 173V174H41ZM48 173V174H47ZM66 173V174H65ZM187 173V174H186ZM201 175H200V174ZM209 173H212V175L210 174V176H208L209 175ZM214 173V174H213ZM262 173V174H263ZM39 174V176H37ZM43 175L44 174V176L43 177H45V178H43L42 177V179H41V175ZM46 174V175H45ZM50 174V175H49ZM55 174H56V176H55ZM59 174H60V176H59ZM64 175V177L62 176L61 177V175ZM181 174V175H182ZM192 174V175H191ZM13 175H15L14 177H13ZM30 175V176H29ZM53 175V176H52ZM67 175V176H66ZM187 175H189V176H187ZM193 175H194V179H193ZM199 175V176H198ZM216 175V176H215ZM18 176H22V179L20 178V177H18ZM51 176L53 177V179H55V178H58V179H61V180H58L57 179V182H55L56 180H54L53 181V179H51ZM55 176V177H54ZM57 176H59V177H57ZM153 176V175H152ZM164 176V175H163ZM201 176H203L202 178H201ZM208 176V178H205V177H207ZM215 178H214V177ZM219 178H218V177ZM29 177H30V180L28 181V180H26V179H29ZM46 177H47V179H46ZM50 177V178H49ZM186 177H190V179L189 178H186ZM212 178V179H210V178ZM216 177H217V179H216ZM49 178V179H48ZM64 178H65V180H64ZM183 178V177H182ZM200 178V179H199ZM204 178H205V180H204ZM231 178V179H230ZM234 178V179H233ZM236 178V179H235ZM250 178V179H249ZM256 178V179H257ZM31 179H33L32 181H33V183H34V187L32 188V181H31ZM35 179V180H34ZM187 179H189V180H187ZM192 179V180H191ZM197 179H198V181H197ZM208 179H210V180H208ZM225 179V180H224ZM227 179V180H226ZM233 179V180H232ZM255 179V180H256ZM9 180H7L8 182H9ZM16 180V179H15ZM37 180V181H36ZM50 180H51V182H50ZM66 180H67V182H66ZM194 180V181H193ZM203 180V181H202ZM7 181H5L6 182V185H8V182ZM28 181V182H27ZM31 181V182H30ZM39 181V182H38ZM60 181H61V183H60ZM70 181V182H69ZM93 183L94 184H97L96 182V178H93ZM174 181V180H173ZM197 181V182H196ZM234 181V182H233ZM248 181V182H247ZM250 181H253V182H251L250 183ZM20 182V181H19ZM29 183V184H31V185H29V184H27V183ZM55 182V183H54ZM63 182V183H62ZM188 182H192V183H188ZM194 182H196L195 184H194ZM212 182V183H211ZM223 182V183H222ZM228 182V183H227ZM10 183V182H9ZM38 183H39V185H38ZM43 183V184H42ZM47 183V184H46ZM67 183V184H66ZM70 183V184H69ZM74 183V184H73ZM183 183H185V184H183ZM189 184L190 185V187H189V185H187V184ZM199 183V184H198ZM41 184V185H40ZM46 184V185H45ZM52 184H54V185H52ZM76 184V185H75ZM182 184L184 185V187L182 186ZM198 185L199 187L201 186V187H203V188H208L207 190H208V194H210V192H211V194L209 195V197H212V193H214L213 195L216 197V195L219 193V194H221L220 196H219V194H218V197H221V196H223V197H221V198H218V199H223V204L221 203L220 204V202H219V205L221 206V208H223L224 209V211H225V213H226V211H230L231 213L227 216V217H230V218H227V217H225V220H226V222H225V220H224V218H222V219H219L218 218V216H215V213H213V215H212V212L214 211V210H212L211 209V205H209V204H211V202H212V200H214V199H212V198H210V199H212L211 201H210V199H208L209 200V202H208V200H203V201H207V203H208V205L206 204V203H203V204H205V209L206 210H212V211H210V212H208V211H201V209H202V207H203V209L202 210H205L204 209V205L202 204V203H199L200 201L198 200V202H196L197 200L196 199H194V197L192 196V198H193V200L194 201H192V199H190V198H188L189 197V194H193L194 192V189H196L193 185ZM200 184H204V186H202V185H200ZM224 184V185H223ZM231 186H230V185ZM48 185V186H47ZM181 185V186H180ZM225 185L227 186V187H225ZM235 185V186H234ZM243 185H245L246 187H242ZM28 186H30V187H28ZM41 186H42V188H41ZM47 186V187H46ZM62 186V187H61ZM74 186V187H73ZM156 186H158V189L156 190ZM173 186V187H172ZM176 186H178V187H176ZM189 188H188V187ZM234 188H233V187ZM238 188H237V187ZM248 186V187H247ZM26 187V188H25ZM27 187H28V189H27ZM45 187V188H44ZM56 187V190L55 189H53V188H55ZM153 187V188H154ZM192 187H194V188H192ZM230 187H232V188H230ZM36 189V191H35V189ZM39 190H38V189ZM49 188H50V190H51V192L53 193L54 192V194L52 195V193L50 192V190H49ZM62 188H64V189H62ZM75 188V189H74ZM175 190H174V189ZM227 188V189H226ZM239 188H242V189H239ZM245 188H249L248 190L247 189H245ZM23 189H25V190H23ZM26 189H27V192H26ZM46 189V190H45ZM62 189V190H61ZM187 189V191L186 192H184L183 190H186ZM190 189L192 190V191H190ZM229 189H230V191H232V192H229ZM238 189V190H237ZM245 189V190H244ZM30 190V191H29ZM32 190H34V191H32ZM41 190V191H40ZM55 190V191H54ZM70 190V191H69ZM78 192H77V191ZM151 190V191H150ZM171 190H173V191H171ZM183 191V194H181L182 192H180V191ZM225 190H228V192L227 191H225ZM237 190V191H236ZM244 190V191H243ZM247 190V191H246ZM44 191H46V192H44ZM170 191L171 192H173V194L172 193H170ZM179 191V192H178ZM196 191H198V190H196ZM195 191V192H196ZM213 191V192H212ZM239 191V192H238ZM254 191H257L258 193H261L262 192V190L261 189H254ZM31 192V193H30ZM32 192H33V194H32ZM35 192H38L39 193V195L40 196H38V194L37 193H35ZM41 192H43V193H41ZM70 192H72V193H70ZM188 192H190V193H188ZM62 193V194H61ZM75 193V194H74ZM77 193V194H76ZM88 193H86V194H88ZM170 193V194H169ZM174 193H176L177 194V196H180L181 198H182V196H183V198L181 199L180 197H176L175 195H174ZM188 194V197L186 198L185 196H187V194ZM197 193V192H196ZM223 193V194H222ZM232 193H234V196L232 197L231 195H232ZM237 193V194H236ZM239 193L241 194V195H239ZM61 196H60V195ZM74 194V195H73ZM179 194V195H178ZM195 194V193H194ZM224 194L226 195V197L224 196ZM263 194H264V190H263ZM39 197H37V196ZM45 195V196H44ZM49 195V196H48ZM56 195V196H55ZM63 195V196H62ZM166 195H169V199H168V196H166ZM173 195V196H172ZM182 195V196H181ZM191 195H190V197H191ZM238 195V196H237ZM34 196V197H33ZM51 196V197H50ZM55 196V197H54ZM208 196V195H207ZM206 196V197H207ZM213 196V197H214ZM250 196H252V194H250L248 197H250ZM26 197V198H27ZM37 197V198H36ZM56 197H57V199H56ZM160 197V198H159ZM165 197H167V199H165L164 200V198ZM173 197H175V199L173 200L172 198ZM209 197H207V198H209ZM236 197V198H235ZM111 198H115V197H111ZM163 198V199H162ZM170 198H171V200H170ZM181 199L182 200V202H180L181 200H179V199ZM184 198H186L187 200H191L192 201V206H194V205H196L197 203L199 204V205H197V207L196 206H194V208H196V209H194L193 207L191 208V202L190 203H188V202H186L187 200H184ZM35 199H37L36 201H35ZM56 199V200H55ZM59 199H61V201H59ZM117 199V198H116ZM137 199V198H136ZM216 199H217V197H216ZM215 199V200H216ZM226 199V200H225ZM232 199V200H231ZM29 200V201H28ZM32 200H34V201H32ZM44 200H46V204L44 203L45 201ZM49 200V201H48ZM64 202H63V201ZM123 200H125V201H123ZM162 200V202L160 203V201ZM168 200H170V203H169V205H168V203L167 202H169ZM173 200V201H172ZM177 200H178V202H177ZM237 200V201H236ZM42 201V202H41ZM73 201V202H72ZM128 201H130V202H128ZM132 201H133V204H132ZM165 203H164V202ZM185 201V202H184ZM202 201V202H203ZM227 201V202H226ZM32 202H34V203H32ZM36 202V203H35ZM38 202V203H37ZM41 202V203H40ZM52 202V203H51ZM66 202V203H65ZM135 202V203H134ZM144 202H146V205H145V203ZM172 202H174V204L172 203ZM176 202V203H175ZM235 202V203H234ZM23 203H26L25 205L23 204ZM44 203V204H43ZM51 203V204H50ZM56 203V204H55ZM126 203H128V204H126ZM137 203V204H136ZM139 203V204H138ZM143 203V204H142ZM147 203H148V206H147ZM163 203V204H162ZM181 203H183V204H181ZM187 203L189 204V206L187 205ZM21 204V205H20ZM28 204H31L30 205V207H29V205ZM36 204V205H35ZM48 204V205H47ZM140 204H142V205H144V206H142V205H140ZM149 204H151L150 206H149ZM202 204V205H201ZM20 205V206H19ZM23 205V206H22ZM34 205V206H33ZM37 205H39L40 207H38ZM42 205V206H41ZM127 205V206H126ZM133 205V206H132ZM135 205V206H134ZM137 205V206H136ZM158 205V206H157ZM171 205L173 206V207H171ZM182 205V206H181ZM219 205H217V206H219ZM236 205V206H235ZM239 205V206H238ZM22 206V207H21ZM44 206V207H43ZM61 206V207H60ZM140 206V207H139ZM142 206V207H141ZM169 206V207H168ZM185 206V207H184ZM190 207L189 208V211L186 213V211L183 213V211H184V209H182V208H186V207ZM198 206H200L201 207V209H200V211L202 212H200L199 211V209H197L198 208ZM216 206V207H217ZM241 206V208H238V207H240ZM20 207V208H19ZM24 207V208H23ZM26 207H28V209H30L31 211L33 210H36V208L38 209H41L40 210V213H39V215H35V216H33L32 215V213L31 212H29V214H28V216L26 217V219H20V215H23L24 213H26L25 212V210H26ZM34 207V208H33ZM46 207V208H45ZM133 207V208H132ZM150 207V208H149ZM168 207V208H167ZM199 207V208H200ZM225 207V208H224ZM12 208V207H11ZM15 208H16V210L18 211V213H17V211H15ZM56 208H58V209H56ZM163 208V210H162V212H161V209ZM24 209V210H23ZM53 209V210H52ZM68 209V210H67ZM158 209H160V210H158ZM172 209L174 210V211H172ZM188 209V208H187ZM222 209V210H223ZM240 209V214H238L239 213V210ZM20 210H23V211H20ZM52 210V211H51ZM62 212H61V211ZM168 210H170L169 212H168ZM186 210V209H185ZM191 210V211H190ZM192 210L194 211V212H196L195 214L193 213V218L195 219H193L194 220V222L191 220V214H189V213H191L192 212ZM197 210V211H196ZM219 210V209H218ZM232 210V211H231ZM50 211V212H49ZM56 211V212H55ZM166 211V213L165 214H163L164 212ZM182 211V212H181ZM220 211V210H219ZM234 211H235V213L236 214H234ZM237 211V212H236ZM242 211H243V213L245 214V217H242V221H241V215L243 216V213H242ZM248 211V212H247ZM14 212H15V214H14ZM69 212H70V215H69ZM153 212V213H152ZM179 212H180V214L182 213V215H180L179 214ZM207 212V213H206ZM47 213V214H46ZM50 213V214H49ZM53 213V214H52ZM60 215H59V214ZM61 213L63 214L62 216H61ZM201 213V214H200ZM209 213V214H208ZM242 213V214H241ZM246 213H248L247 215H250L249 217H251V218H249L248 216V219H246ZM10 214V215H9ZM45 214V215H44ZM49 214V215H48ZM160 214H162V215H160ZM168 214H170V215H168ZM187 214V215H186ZM189 214V215H188ZM15 215V216H14ZM43 215V216H42ZM48 215V216H47ZM55 215V216H54ZM61 216V217H58V216ZM67 215V216H66ZM71 215H72V217H71ZM148 215V216H147ZM164 215V216H163ZM168 215V216H167ZM196 215L198 216L199 215V217H198V219L196 218ZM211 215L213 216L212 218H211ZM230 215H232V216H230ZM239 217V220L242 222V223H238V222H240V221H235L236 220V217ZM237 215H239V216H237ZM16 216H18V217H16ZM49 216H50V219H48L49 218ZM52 216V217H51ZM66 217V219L65 218H63V217ZM71 218H70V217ZM151 216V217H150ZM153 216V217H152ZM167 218H166V217ZM187 216H189L188 217V219H187ZM216 217V219H219V220H221V221H223V222H225V224L228 226V225H230V226H232L233 224H235L236 222L239 224H237V225H233L232 227H230V226H228V228H227V226H225L224 227V225H223V222H219L218 224L219 225H216L217 223V221H216V219H215V217ZM30 217H32L31 219H30ZM42 217V218H41ZM159 217H161V218H159ZM8 218H10V220L8 219ZM29 218V219H28ZM35 218V219H34ZM69 218V219H68ZM169 218H171V219H169ZM184 220H182V219ZM210 218V219H209ZM228 220H227V219ZM253 218V219H252ZM16 219V220H15ZM28 219V220H27ZM39 219V220H38ZM42 221H41V220ZM47 219H48V221L49 222H47L48 223V225H46L45 226V224H47L46 223V221H47ZM72 219V220H71ZM172 219H173V221H172ZM178 220V222H177V220ZM181 219V220H180ZM186 219V220H185ZM233 219V220H232ZM238 219V218H237ZM243 219H245V221H243ZM20 220V221H19ZM29 220H31L30 222H29ZM34 220H36V221H34ZM59 220H61V222L59 221ZM63 220V221H62ZM162 220V221H161ZM167 220V221H166ZM169 220V221H168ZM176 220V221H175ZM191 222H190V221ZM204 220V221H203ZM232 222H231V221ZM256 220V221H255ZM26 221V222H25ZM39 221V222H38ZM75 221V222H74ZM150 221V222H149ZM161 221V222H160ZM164 221V222H163ZM172 221V222H171ZM175 221V222H174ZM181 221H183V222H181ZM212 221H216L215 223L214 222H212ZM234 221V222H233ZM37 222V223H36ZM157 222V223H156ZM160 222V223H159ZM178 224H177V223ZM205 222V223H204ZM22 223V224H21ZM24 223V224H23ZM30 223V224H29ZM43 223V224H42ZM71 223V224H70ZM154 223V224H153ZM156 223V224H155ZM160 225H159V224ZM166 223H167V225H166ZM185 223V224H184ZM233 223V224H232ZM259 223V222H258ZM174 224V225H173ZM189 224V225H188ZM202 224H204V226L202 225ZM208 224H210V225H208ZM232 224V225H231ZM28 225V226H27ZM52 225V226H51ZM72 225V226H71ZM148 225V226H147ZM177 225V226H176ZM198 225V228L196 227ZM201 225V226H200ZM259 225H261V224H259ZM27 226V227H26ZM45 226V227H44ZM51 226V227H50ZM59 226V228H56V227H58ZM60 226L63 228H60ZM64 226V227H63ZM71 226V227H70ZM147 226V227H146ZM156 226H158V227H160L161 228V231L159 230V228L157 227L156 228ZM205 226H207V227H205ZM256 226V227H255ZM30 227V228H29ZM38 227V228H37ZM41 227H42V229H41ZM44 227V228H43ZM50 227V228H49ZM127 227H129V229L131 230L130 232H129V229H127ZM146 227V228H145ZM163 227V228H162ZM194 227V228H193ZM214 227V228H213ZM255 227V228H254ZM49 228V229H48ZM65 228V229H64ZM69 228H70V230H69ZM117 228H119V229H117ZM152 228H154L153 230H152ZM169 228V229H168ZM196 228H197V231H196ZM204 228V229H203ZM206 228H208V229H206ZM220 228V229H219ZM23 229V230H22ZM26 229V230H25ZM38 229V230H37ZM46 229H48V230H46ZM126 229H127V231H126ZM147 229V230H146ZM156 229V230H155ZM213 229H215V231L213 230ZM226 229V230H225ZM228 229V230H227ZM24 230H25V232H24ZM36 230V231H35ZM124 230V231H123ZM146 230V231H145ZM155 230V231H154ZM157 230H158V232H159V235H157V236H155L154 234L157 232ZM166 230V231H165ZM182 230V231H181ZM207 230H208V232H207ZM218 230H220V231H218ZM16 231V232H15ZM18 231H20L19 233H21L22 234V236L19 234V236L17 235V233H18ZM42 231H43V233H42ZM56 231H58V234H57V232ZM145 231V232H144ZM150 233H149V232ZM153 231V232H152ZM165 231V232H164ZM216 231H217V233H218V235H217V233H216ZM37 232H38V234H37ZM47 232V233H46ZM56 232V233H55ZM124 232H126L125 234H124ZM139 232H141V234H137V233H139ZM142 232H144L145 234L143 235L142 234ZM168 232H169V235H168ZM198 232V233H197ZM260 234H258V233ZM28 233H29V235H28ZM35 233V234H34ZM129 233V234H128ZM134 235L135 234V236H133L132 234ZM146 233H149L148 235H150V234H152V236L150 235V236H146ZM166 233V234H165ZM190 233V234H189ZM204 233H206V235H204ZM208 233L210 234H213V235H208ZM264 233V232H263ZM262 233V234H263ZM26 234V235H25ZM121 236H120V235ZM175 234V235H174ZM195 234H197V235H195ZM221 234V235H220ZM17 235V236H16ZM41 235H43V236H41ZM57 237H56V236ZM118 235V236H117ZM130 235V236H129ZM138 235H139V237H138ZM173 235V236H172ZM215 235V236H214ZM234 235H235V238L233 239V237H234ZM258 235V236H257ZM25 236V237H24ZM53 236V237H52ZM129 238H127V237ZM144 236V237H143ZM162 236V237H161ZM165 238H164V237ZM177 236H178V238H177ZM206 236V237H205ZM210 236V237H209ZM253 236H255V237H253ZM13 237H14V239H13ZM19 239H18V238ZM117 237V238H116ZM134 237H135V239H134ZM147 237V238H146ZM151 237V238H150ZM155 237V238H154ZM159 237H161V239L159 238ZM173 237H175L176 238V240H174L175 238H173ZM205 237V238H204ZM214 237H216V238H214ZM219 237V238H218ZM222 237H224L223 239H220V238H222ZM264 237V236H263ZM18 240H17V239ZM23 238V239H22ZM25 238V239H24ZM44 238V239H43ZM45 238H47V239H45ZM49 238H52V240L51 239H49ZM119 238V240H117ZM136 238H138L137 240H136ZM159 238V239H158ZM179 238H181V239H179ZM211 238V239H210ZM226 238V239H225ZM254 238V239H253ZM12 239L14 240V242H12L11 243V241H12ZM35 239V240H34ZM112 239V240H111ZM120 239H121V241H120ZM134 241H133V240ZM153 239H155V240H153ZM163 239V240H162ZM169 239V240H168ZM179 239V240H178ZM195 239V240H194ZM219 239V240H218ZM236 239V240H235ZM254 241H253V240ZM260 239V240H261ZM9 240V241H8ZM11 240V241H10ZM17 240V241H16ZM23 240V241H22ZM57 240V241H56ZM114 240H115V242H114ZM123 240V241H122ZM152 240V241H151ZM159 240V241H158ZM194 240V241H193ZM3 241H5V243L3 242ZM110 241H112V243H115V244H117V245H115V244H111L110 243ZM138 243H137V242ZM156 241H158L159 242V244H158V242H156ZM161 241L163 242L162 243V245L163 244H165V245H160L161 244ZM190 241V243H188V242ZM212 241V242H211ZM214 241V242H213ZM221 241V242H220ZM30 242H32V243H30ZM53 242V243H52ZM120 242H121V244H120ZM143 242H145V243H143ZM152 242H154V243H156V244H154V243H152ZM166 242V243H165ZM168 242H169V246H168ZM175 242V243H174ZM177 242V243H176ZM191 242H193V243H191ZM254 242H255V244H254ZM20 243V244H19ZM109 243V244H108ZM119 243V244H118ZM180 243H182L183 245H187V246H189L190 247V249H191V251L192 252H194L193 253V255H195L194 256V259L191 261L190 260V258L187 256V253L185 252L186 251V249L183 247V249H185V250H182L181 248H182V246H180V245H182V244H180ZM195 243V244H194ZM253 243V244H252ZM5 244V245H4ZM7 244V245H6ZM11 244H14L13 246H14V248H12L10 245ZM22 244V245H21ZM32 244V245H31ZM53 244V245H52ZM56 244V245H55ZM111 244V245H110ZM137 244H139V245H137ZM145 244H147V245H145ZM207 244H208V246H207ZM214 244V245H213ZM9 245V246H8ZM16 245V246H15ZM107 245H109V246H107ZM115 245V246H114ZM145 245V247H144V249H141V248H143V246ZM171 245H173V246H171ZM177 245V246H176ZM191 245V246H190ZM29 246V247H28ZM30 246H32V248L30 247ZM52 246H54L53 248H52ZM92 246H95V247H98V248H96L98 251V253L97 254H95V251H96V249L95 248H91ZM106 246V247H105ZM111 246V247H110ZM123 246H124V248H123ZM138 246V247H137ZM151 248H153V249H151ZM157 247V248H155V247ZM172 247L173 249H171V248H169V247ZM209 246H211V247H209ZM257 246V247H256ZM4 247H5V249L6 248H8L9 247V250L8 251H5V250H3L4 249ZM11 247V248H10ZM90 247V248H89ZM105 248L104 250L107 252V249L108 250H110V251H108L107 253L104 251V250H102L101 251V248ZM197 249H196V248ZM203 247V248H202ZM93 249L94 251H93V254H92V250H89L88 251V249ZM120 248H123V249H120ZM129 250H128V249ZM205 248V249H204ZM14 249V250H13ZM18 249V250H17ZM31 249V250H30ZM55 249V250H54ZM127 249V250H126ZM157 249L158 251H155V250ZM160 249V250H159ZM167 251H166V250ZM193 249V250H192ZM1 250H3L4 252H7V253H5L4 254V252L2 251L1 252ZM61 249H59L58 251H60ZM118 250H119V252H118ZM121 250V251H120ZM138 250H140V251H138ZM151 252H150V251ZM164 250V251H163ZM169 250V251H168ZM176 252H175V251ZM179 250V251H178ZM202 250H204V251H202ZM77 251H81V253L79 252H77ZM87 251V252H86ZM112 251V252H111ZM122 251H123V253H122ZM124 251H125V253H128V255L126 254H124ZM138 251V252H137ZM199 251V252H198ZM50 252H51V254H50ZM63 252H67L66 250H63ZM86 252V253H85ZM89 252H91V253H89ZM102 252V253H101ZM110 252V253H109ZM137 252V253H136ZM142 252V253H141ZM155 252H157V253H155ZM198 252V253H197ZM9 253H10V255H9ZM76 253H78V254H76ZM99 253H101V254H99ZM111 253H113V254H111ZM115 253H116V255H115ZM139 253V254H138ZM152 254V256L154 257H152L151 256V254ZM165 253V254H164ZM203 253V254H202ZM205 253V254H204ZM3 254V255H2ZM12 254V255H11ZM20 256H19V255ZM46 254V257L45 258H49V259H44V258H42V256L44 257V255ZM50 254V255H49ZM69 255V251L65 254V255ZM83 254H85V255H83ZM87 254H91L90 256H88ZM98 254H99V256H98ZM104 254H106V255H104ZM109 254H111V256L109 255ZM129 254H130V256H129ZM140 254H141V257H140ZM146 254V255H145ZM149 254V255H148ZM161 254V255H160ZM6 257H5V256ZM16 255V256H15ZM77 255L78 256H80L79 258L77 257ZM93 255H94V257H93ZM101 255H103L102 257H101ZM123 255V256H122ZM142 255H143V257H145V261H144V259L142 258ZM155 255H158V256H155ZM167 255V256H166ZM206 255V256H205ZM256 255V256H255ZM10 256V257H9ZM13 256V257H12ZM19 256V257H18ZM38 256H39V258H38ZM52 256H54V255H52ZM83 256V257H82ZM84 256L86 257L85 258V260H83L84 259ZM114 256L116 257V258H114ZM117 256H118V258H117ZM132 256H134V258L132 257ZM150 256L154 259H152V258H150ZM211 256V257H210ZM7 257H9V259L7 258ZM110 257H112V259L114 260V261H112V259L110 258ZM123 257V258H122ZM138 257H140V258H138ZM149 257V258H148ZM156 257V258H155ZM160 259H159V258ZM167 257V258H166ZM183 257V258H182ZM213 257H214V260H213ZM220 259H219V258ZM227 257V258H226ZM232 257H233V259H232ZM3 258V259H2ZM11 258V259H10ZM16 258V259H15ZM17 258H18V260H17ZM40 258H42V259H40ZM51 258L53 259V260H51ZM68 258H66V259H68ZM97 260H96V259ZM102 258L104 259L103 261H102ZM131 258V259H130ZM166 258V259H165ZM185 258H186V261H185ZM9 261H8V260ZM15 259V260H14ZM22 259H23V262H22ZM38 259L40 260V261H38ZM72 259L74 260V259H76L75 261H72ZM94 259V260H93ZM101 259V260H100ZM117 261H116V260ZM132 259H134V260H132ZM143 259V260H142ZM147 259V260H146ZM158 259V260H157ZM163 259H165L166 260V262L163 260ZM168 259V260H167ZM218 259L219 260H221V263H218L219 261H218ZM11 260V261H10ZM12 260H14L13 262H12ZM17 260V261H16ZM42 260H43V262H42ZM44 260H45V262H44ZM50 260V261H49ZM62 260V264H66L65 262L63 263V258L61 259ZM80 260V261H79ZM142 260V262L140 263V261ZM164 262H163V261ZM189 260V261H188ZM203 262V263H201V261ZM216 260V261H215ZM7 261H8V263H7ZM27 261V262H26ZM47 261V262H46ZM51 261H52V263H51ZM118 261H119V263H118ZM144 261V262H143ZM158 261H159V263H158ZM183 261V262H182ZM199 261V262H198ZM224 263H223V262ZM255 261H257V262H255ZM264 261V260H263ZM3 262V264H5ZM10 262V263H9ZM12 262V263H11ZM17 262V263H16ZM74 262H76V263H74ZM114 262V263H113ZM117 262V263H116ZM123 262V263H122ZM134 262V263H133ZM148 262V263H147ZM154 262V263H153ZM188 262V263H187ZM194 262V263H193ZM215 262V263H214ZM226 262V263H225ZM37 263V264H38ZM176 263V264H177ZM59 264H61V261L59 262ZM68 264V263H67ZM260 264H264V262H260Z\"/></svg>", "mask_w": 264, "mask_h": 264}, {"label": "bare ground", "instance_id": "6f19581e", "mask_svg": "<svg viewBox=\"0 0 264 264\" xmlns=\"http://www.w3.org/2000/svg\"><path fill=\"white\" fill-rule=\"evenodd\" d=\"M58 1V2H57ZM227 1V3L230 1V2H232L233 4H235V7H236V3H234V1H239V2H241L242 3V5L241 6H243V8H244V12H241L240 13V18L241 19H239V20H241V22L239 23L240 24V29H237V31H236V34H235V37H233V39H235V40H237L238 42H240V44H241V42L243 43V41L245 42V43H247V44H250V43H252V40H250V38L251 37H257V36H255L254 35V33H255V30H259V31H262L263 33H264V0H226ZM148 2V1H147ZM162 2H165V0L164 1H161V4H162ZM238 2V3H239ZM56 5H58L57 7H59V8H57V9H59V12H58V14H59V21H58V23H59V29L58 30H60L58 33H59V36H58V45H59V47H60V51H61V59H60V61H61V63H68V62H70L71 61V59H69L68 60V57H72V58H77V56H78V50H79V48H80V45L82 44V42H84V41H82V39H80V38H83L84 36L87 38V39H105L106 40V34H109V35H113V33L114 34H119V33H126V31L125 32H123L126 28L125 27H127V30L129 31V28H131V26L129 25V24H131L132 22L134 23V22H136L137 23V26L139 27V26H141L142 24H146V23H144L143 22V20L142 21H140V16L142 17L143 16V14H144V4L146 3L145 2V0H56ZM151 3H153V2H151ZM150 3V4H151ZM173 4V3H172ZM177 4V3H176ZM175 5V4H174ZM177 5H179V4H177ZM177 5H175L176 7H171V8H169V9H167L166 11H162L163 13H166L165 15L167 16L168 14H169V18H166L164 15H163V13L159 16V19H160V25L158 26L159 28V30L161 31H159L161 34H163L162 33V31L164 32H167V33H169L170 35H173L174 37L176 36H178L179 37V35H178V33L180 32V31H182L180 28H178V26L179 25H181V26H185V25H190V23L189 22H191V20L192 19H190V17H191V15H192V13H196L197 15H198V12L199 11H201L200 10V8L198 7H196V8H194L193 10H191V11H186V10H184V9H182V8H184L183 6H182V8H181V6L179 5V6H177ZM228 5V4H227ZM232 5V4H231ZM238 5V4H237ZM240 5V4H239ZM173 6V5H172ZM148 7H149V5H148ZM147 7V8H148ZM161 7V6H160ZM227 7V6H226ZM233 7V6H232ZM239 7V6H238ZM146 8V7H145ZM243 8H242V10H243ZM151 9V8H150ZM163 9H165V7L163 8ZM190 9V8H189ZM188 9V10H189ZM231 9V8H230ZM233 9H234V7H233ZM148 10V9H147ZM162 10V9H161ZM161 10H160V12H161ZM241 10V11H242ZM151 11V10H150ZM146 12V11H145ZM201 13V12H200ZM199 13V14H200ZM146 14V13H145ZM148 14V13H147ZM146 14V15H147ZM154 14H155V12H154ZM156 15V14H155ZM155 15H154V17H155ZM148 16H149V14H148ZM157 16V15H156ZM164 16V17H163ZM199 16V15H198ZM153 17V16H152ZM173 17V18H172ZM143 18V17H142ZM193 18V17H192ZM144 19V18H143ZM166 19H168V20H166ZM196 19V18H195ZM194 19V20H195ZM58 20V19H57ZM94 20H98V23H95L94 22ZM157 20H158V18H157ZM197 20V19H196ZM196 20H195V22H196ZM145 22H146V20H144ZM159 21V20H158ZM195 22H193V20H192V23L191 24H194L195 25ZM222 22V21H221ZM220 22V23H221ZM239 22V21H238ZM92 23H94V24H92ZM134 25V24H133ZM147 25H148V23H147ZM135 26V25H134ZM144 26H146V25H144ZM238 26V25H237ZM1 27V26H0ZM120 27H122L123 29H121ZM142 27V26H141ZM188 27H190V26H188ZM2 28V27H1ZM134 28V27H133ZM145 28V27H144ZM183 28V27H182ZM135 29H136V27H135ZM138 29H141V28H138ZM146 29V28H145ZM187 29H189V28H187ZM191 29V28H190ZM235 29V28H234ZM132 30V29H131ZM131 30H130V32H131ZM127 31V32H128ZM133 32H135V30H132ZM179 31V32H178ZM188 32L187 33H189L191 30H187ZM133 32H131V33H133ZM139 32V31H138ZM137 32V33H138ZM185 32V34H183ZM137 33H135L136 35H137ZM140 33H141V31H140ZM134 34V33H133ZM175 34V35H174ZM180 34V33H179ZM181 34H183L182 36H184V35H187L186 34V31L184 30V31H182L181 32ZM256 34V33H255ZM258 34V33H257ZM260 34V33H259ZM125 35V34H124ZM136 35H133V36H136ZM168 35V34H167ZM169 35V38L171 37ZM253 35V36H252ZM262 35H264V34H261V36ZM132 36V35H131ZM143 36V35H142ZM142 36H139V38L140 37H142ZM84 37V38H85ZM92 37V38H91ZM114 37H116V36H114ZM119 38H120V36H118ZM128 37V36H127ZM136 37H138V35L136 36ZM135 37V38H136ZM168 37V36H167ZM175 37V39H177ZM181 37V36H180ZM259 37V36H258ZM107 38H109V37H107ZM122 38V37H121ZM143 38V37H142ZM141 38V39H142ZM173 38V37H172ZM260 38V37H259ZM263 38V37H262ZM92 39V40H93ZM98 39V40H99ZM110 39H112V38H110ZM134 39V38H133ZM174 39V38H173ZM178 39H180V38H178ZM256 39V38H255ZM264 39V38H263ZM84 40V39H83ZM119 40H121L122 41V39H118V40H116V38H115V41H114V39H113V42L116 44V42H118V43H120V41ZM126 40V39H125ZM124 40V41H125ZM137 40H139V39H137ZM168 40V39H167ZM166 40V41H167ZM220 40V39H219ZM87 41V40H86ZM89 41V44H92V42H91V40H88ZM103 40H101V41H95V44L94 45H96L97 47L98 46H101V42H102ZM107 42H109L108 40H106ZM133 41V40H132ZM169 41V40H168ZM171 41V40H170ZM169 41V42H170ZM249 41H250V43H249ZM91 42V43H90ZM98 42H100L101 44H97ZM103 42H105V41H103ZM126 42V41H125ZM236 41H234V43L233 44H238V43H235ZM110 43V42H109ZM127 43H128V41H127ZM131 43V42H130ZM256 43V42H255ZM11 44V43H10ZM85 44H86V42H85ZM88 44V43H87ZM104 44L105 43H103V46H104ZM111 44H112V41H111ZM111 44H109V45H111ZM114 44V45H115ZM121 44V43H120ZM129 44V43H128ZM240 44H238V45H240ZM247 44H245V46H247ZM252 44H254V43H252ZM259 44H261V43H259ZM57 45V46H58ZM106 45H107V43H106ZM113 45V44H112ZM117 45H119V44H117ZM124 45V44H123ZM122 45V46H123ZM127 45V44H126ZM237 45V46H238ZM258 45V44H257ZM256 45V46H257ZM262 45V44H261ZM82 46V45H81ZM84 46V45H83ZM82 46V47H83ZM87 46V45H86ZM91 46V45H90ZM89 46V47H90ZM95 46V47H96ZM236 46V45H235ZM241 46V45H240ZM255 46V45H254ZM253 46V47H254ZM13 47V46H12ZM14 47H15V45H14ZM18 47V46H17ZM88 47V46H87ZM92 47H93V45H92ZM96 47V48H97ZM111 47V46H110ZM114 47V46H113ZM117 47V46H116ZM262 47V46H261ZM101 48V49H100ZM99 49L100 50H104L105 48L107 49L108 47H100ZM115 48V47H114ZM127 48V47H126ZM149 48V47H148ZM148 48H145V49H148ZM151 48V47H150ZM260 48V47H259ZM8 49V48H7ZM11 49V48H10ZM14 49V48H13ZM16 49V48H15ZM81 49H83V48H81ZM89 49H91V48H89ZM98 49V48H97ZM97 49H96V51L95 52H98L97 51ZM98 49V50H99ZM112 49V48H111ZM121 49V48H120ZM254 49V48H253ZM258 49V48H257ZM262 49V48H261ZM261 49H259V50H261ZM30 50V49H29ZM28 50V51H29ZM84 50H86V49H84ZM123 50V49H122ZM121 50V51H122ZM126 51H128L127 49H125ZM247 50V49H246ZM250 50V49H249ZM14 51V50H13ZM80 51V50H79ZM87 51V50H86ZM89 51V50H88ZM90 51H92V50H90ZM89 51V52H90ZM118 51V53H119V50H117ZM120 51V52H121ZM140 51V50H139ZM100 52V51H99ZM111 52V51H110ZM135 53H137L136 51H134ZM223 51H221V53H222ZM226 51H224V53H225ZM235 52V51H234ZM245 52V51H244ZM60 53V52H59ZM83 53H84V55H83ZM100 53H102V52H100ZM100 53H99V55H100ZM107 53V52H106ZM124 53H126V52H124ZM134 53V54H135ZM140 53V52H139ZM40 54V53H39ZM81 54V53H80ZM88 53H86V55H87ZM92 54V53H91ZM89 55V58L90 57H92V55ZM108 54H110V53H108ZM108 54H105V55H107L108 57H105V58H110V59H112L113 61H116V60H119V58H118V55L117 56H115V53H114V56H111V57H109V55ZM112 54V53H111ZM128 54H130V53H128ZM151 55H153L152 53H150ZM156 54V53H155ZM154 54V55H155ZM235 54V53H234ZM245 54V53H244ZM249 54V53H248ZM59 55V54H58ZM82 55L84 56V58L85 57H88V55L86 56L85 55V52H82ZM81 55V56H82ZM102 55H104V54H102ZM119 55H120V53H119ZM124 55V54H123ZM122 55V56H123ZM140 55V54H139ZM153 55V56H154ZM239 55V54H238ZM60 56V55H59ZM80 56V57H81ZM98 56V55H97ZM121 56V55H120ZM224 56H225V54H224ZM229 56V55H228ZM242 56H243V54H242ZM254 58H253V60H255L256 62H258V64H259V62L260 61H263L264 60V49H263V51H255L254 52V54L252 55ZM251 56V57H252ZM102 56L100 55V56H98V58H101ZM104 57H102L101 58V60L104 58ZM129 57V56H128ZM151 57V59L153 58L152 56H149V58ZM241 57V56H240ZM250 57V58H251ZM78 58H79V56H78ZM83 58V57H82ZM93 58V57H92ZM90 59L92 62H93V60L94 61H96V59ZM95 58V57H94ZM122 58V57H121ZM124 58H126V57H124ZM148 58V57H147ZM115 59V60H114ZM235 59H236V57H235ZM233 57L232 58H228V59H223V58H214L213 60H209L210 62L209 63H207L206 65H205V68L206 69H204V70H207V71H209V73H205L204 71V74L205 75H207V76H209L210 74H212L213 75V73H215V70H217V71H223V72H225L224 71V67L226 68L227 67V69L226 70H230L231 72L232 71H236V72H241V70H243V69H246V68H244V66L243 65H245V63L247 62L246 60H242V61H239V60H235ZM252 59V58H251ZM68 62H67V61ZM86 59H84V61H85ZM98 60V59H97ZM101 60H100V62H101ZM145 60V59H144ZM148 59H146L144 62L146 63V61H147ZM153 60H156V59H153ZM159 60V59H158ZM175 60V59H174ZM66 61V62H65ZM74 61H76L77 62V60H74L73 59V62ZM88 61V60H87ZM90 61V62H91ZM107 61H109V60H107ZM111 61V60H110ZM122 61H124V60H122ZM152 61V60H151ZM208 61V60H207ZM243 61H244V63H243ZM246 61V62H245ZM248 61H249V63H250V59H248ZM97 62V61H96ZM103 62V61H102ZM102 62L100 63V64H102ZM121 62V61H120ZM150 62V61H149ZM171 62H174V61H171ZM170 62V63H171ZM175 62H176V60H175ZM181 62V61H180ZM180 62H177L178 64H180ZM206 62V61H205ZM255 62V63H256ZM72 63V62H71ZM80 63V62H79ZM79 63H77L78 65H79ZM86 63V62H85ZM106 63V62H105ZM108 63V62H107ZM111 63V62H110ZM109 63V64H110ZM159 63H161V60H160V62ZM166 63V62H165ZM183 63V65L184 64H186V65H188L186 62L184 63V62H182ZM248 62L246 63V65H250ZM254 63V62H253ZM252 63V61H251V64H253ZM254 63V64H255ZM264 63V62H263ZM60 64V63H59ZM74 64V63H73ZM72 64V65H73ZM76 64V63H75ZM76 64V65H77ZM88 64V63H87ZM109 64H108V66H109ZM153 64H154V62H153ZM157 64H158V61H157ZM162 64V63H161ZM167 64V63H166ZM169 64V63H168ZM167 64V65H168ZM175 64V63H174ZM178 64H177V66H178ZM63 64H61V66H62ZM80 65H82V63H80ZM84 65V64H83ZM82 65V66H83ZM86 65V64H85ZM84 65V66H85ZM110 65H112V64H110ZM120 65V64H119ZM149 65H151L152 66V64H149ZM159 65V64H158ZM166 65V67H169V66H167ZM182 65V64H181ZM182 65V66H183ZM261 65V64H260ZM60 66V67H61ZM75 66V65H74ZM123 66V65H122ZM144 66H147V64H145ZM154 66H156V63H155V65ZM154 66L152 67V68H154ZM162 66V65H161ZM177 66H175V68L177 67ZM50 67V66H49ZM69 67V66H68ZM68 67H67V70H70V69H68ZM103 67H105V66H103ZM116 67V66H115ZM157 67V66H156ZM171 67H172V64H171ZM251 67V66H250ZM264 64H263V66H262V70L264 71ZM22 68H24V67H22ZM28 67H26V69H27ZM29 68H31V67H29ZM63 68V67H62ZM62 68H59V69H62ZM71 68V67H70ZM83 68V67H82ZM93 68H95V67H93ZM100 68V67H99ZM112 68V67H111ZM117 68V67H116ZM120 68V67H119ZM118 68V69H119ZM126 68V67H125ZM129 68V67H128ZM127 68V69H128ZM149 68V67H148ZM165 67L163 66V71L165 70L164 69ZM179 68V67H178ZM229 68V69H228ZM243 68V69H242ZM256 68V67H255ZM255 68H253V70H255ZM258 68V67H257ZM4 69V68H3ZM79 69V68H78ZM86 69V68H85ZM88 69V68H87ZM101 69H102V67H101ZM105 69H109L108 67L107 68H105ZM112 69H114V67L112 68ZM126 69V70H127ZM158 69V68H157ZM156 69V70H157ZM190 69V68H189ZM252 69V68H251ZM83 70H84V68H83ZM93 70V69H92ZM97 69H95V71H96ZM104 69H102V72H104L103 71ZM111 70V69H110ZM116 70V69H115ZM153 70V69H152ZM159 70V69H158ZM157 70V71H158ZM249 70V69H248ZM258 70V69H257ZM261 70V68H260V70L259 71H261V72H263ZM47 71H49V69L47 70ZM66 71V70H65ZM71 71H73V69L71 68ZM76 70H74V72H75ZM81 71V70H80ZM80 71L78 70V72H79V74H80ZM90 71V70H89ZM112 71V70H111ZM135 71V70H134ZM141 71H143V70H141ZM29 72V71H28ZM74 72H73V74H74ZM97 72H98V70H97ZM101 72V73H102ZM106 72H107V70H106ZM117 72V71H116ZM127 72V71H126ZM136 72V71H135ZM144 72V71H143ZM142 72V73H143ZM154 72H156V71H154ZM161 72V71H160ZM219 72H217L218 74H219ZM222 72V73H223ZM228 72V71H227ZM230 72V73H231ZM236 72L234 73H232L233 75L235 74V75H238L239 73H237L236 74ZM245 73L247 72V70L246 71H244ZM243 71L241 72L242 73V75L241 76H243V73H244ZM260 72V73H261ZM63 72L61 71V74H62ZM66 73V72H65ZM77 73V72H76ZM94 73V72H93ZM118 73H120V72H118ZM124 73V72H123ZM122 73V74H123ZM187 73V72H186ZM229 73V72H228ZM227 73V74H228ZM248 73V72H247ZM249 73H251V71L249 72ZM253 73V72H252ZM259 73V74H260ZM5 74V73H4ZM71 74V73H70ZM99 74V72L97 73V75ZM121 74V73H120ZM120 74H118V76H120ZM138 74V73H137ZM196 74V73H195ZM193 75V73L192 74H190L189 73V76L190 75H193V77H195V76H197V74L196 75ZM201 75H200V77L201 76H203L204 74L202 73V71H201V73H200ZM203 74V75H202ZM217 74V76H221L220 74L218 75ZM226 74V73H225ZM225 74H222V76L221 77H224L223 75H225ZM51 75V74H50ZM77 75V74H76ZM84 75V74H83ZM88 75V74H87ZM89 75H90V72H89ZM88 75V76H89ZM100 75V74H99ZM126 75H128V74H126ZM136 75V74H135ZM204 75V76H205ZM211 75V76H212ZM216 75V74H215ZM234 75V76H235ZM248 75H250V74H248ZM19 76V75H18ZM51 76H53V75H51ZM91 76V75H90ZM94 76H96V75H94ZM116 76V75H115ZM140 76V75H139ZM181 77H184V76H187V75H184V76H182V75H180ZM199 76V75H198ZM226 76V75H225ZM239 76H240V74H239ZM239 76H236V77H239ZM240 76V77H241ZM253 76V78L255 77L254 75H252ZM256 76H258V74L256 75ZM262 76V75H261ZM15 77V76H14ZM98 77H100V76H98ZM104 77V76H103ZM117 77V76H116ZM116 77H114V78H112L110 81L112 82V80H114ZM124 77H125V74H124ZM132 77V76H131ZM130 77V78H131ZM147 77V76H146ZM165 76H163V74H161V76L160 77H158L157 79H160V80H162V79H164V82L166 81V80H168L169 82L170 81H172L171 79L169 80V79H165L164 78ZM210 77V76H209ZM244 77V76H243ZM251 77V76H250ZM263 77H264V75L262 76V78L261 77H259L258 76V78L260 79H263ZM18 78V77H17ZM16 78V79H17ZM50 78V77H49ZM85 78V77H84ZM118 78V77H117ZM175 78H176V76H175ZM178 78V77H177ZM180 78V77H179ZM186 78H188V76L186 77ZM190 78H192V76L190 77ZM79 79V78H78ZM97 79V78H96ZM119 79V78H118ZM117 79V80H118ZM122 79H124V78H122ZM135 79V78H134ZM157 79H155L154 81L155 82H153V81H149V80H146V79H144V78H142V77H139V78H137L135 81H132L133 82V88L131 89V90H128V91H125V97L123 98V99H121L120 101H115V102H112V104H111V106L109 107V108H107V110L105 111V113L107 112V114H106V118L104 117L103 118V120L101 121V122H99L98 124H96L93 128H91L90 129V127H89V131L85 134L86 136H84V137H86V143H85V146L84 147H80V149H81V152H80V154L78 155V156H76V157H73L72 158V160L70 159V164H69V162L67 163V164H65V166H66V168L68 169V171L69 172H66V173H69V174H67V175H69V178L68 179H70V181L72 180L73 181V179H74V181L76 180V183H78V189L80 188V189H82L81 191H83L88 185H89V193H88V191L86 192V193H88V194H83V192H79L77 195H78V200L76 201V203H71V206H72V209H70L71 210V212L73 213V219H75L76 220V224L74 225V226H72V228H71V232L70 233H68V232H66V231H62V233H59V234H61V237H59V235H58V238H61V240H60V242L58 243L62 248H59V249H61L60 251H58V250H56L55 252H53L52 250H50L51 252H52V254H51V252H50V256L49 257H52V258H55L56 259V257H61V259L63 258V263L65 262L64 260H70L69 258H68V256L70 257L71 256V253L72 252H74V251H76V250H81V248L82 247H84L85 245H87V246H90V245H88V244H93V245H95V246H99V245H101V243L103 244L104 242H108L107 240L110 238V237H112L113 235H112V233H111V231L109 230L110 228H112V227H115V229H116V227H118L119 225H123V226H129V227H131V228H133V230H135V231H139V230H144V229H142L143 227H144V225L145 224H147V222H148V218H145V217H142V216H139L138 215V213H137V211L136 210H134V211H132V210H129V208L128 207H125L124 206V203H122V201H119V200H121L122 198L123 199H128L129 200V196L131 195V199H132V196H134V197H136L133 201H138V200H140L141 198H144V200L146 201V200H151V204L153 203V202H156V200L158 199L157 198V196L159 195H165V194H167L168 192H169V190H165V189H159L158 191H156V192H149L148 190H147V188L148 187H146V186H149V189H150V187H151V189H152V191L155 189V185H156V183H158L159 184V186L160 185H163V186H169V185H173L175 182L176 183H179V184H181V182H183L184 180H185V177H184V175L182 174V172H179V171H175V172H173L172 170L174 169H172V168H170V169H172L171 171L173 172L171 175L169 174L168 176H165V175H167V171L169 170V169H167L166 168V166L167 165H165L164 163H169V162H171V163H173L172 165H174L173 167H177V164H174V162L175 161H177L181 156H183L184 155V157H185V155H186V157L187 158H189V157H191V156H189V155H187L188 154V152H190V151H192V152H195V153H200V152H202L201 150H203V149H201L200 150V148H203L204 146H203V144H205V143H207V141H208V139H209V137L208 136H210L213 132V128H211V129H213L212 131H210L211 129L209 128V130H205V131H199V132H197L196 131V133H189V134H187L184 138H182L181 140H179V141H177V142H167L166 144H164L162 147H160L159 149H158V151H157V153H156V157H154V159H152V160H154V162L152 163V165H150L149 167H143V168H138V169H136V170H134L133 172L132 171H128V172H126V170L128 169V167H129V165L127 164V162H126V164L128 165V167H127V169H123L121 166H120V164H118V162H119V160H121L120 161V163H122V161H124V160H122V159H126L127 160V157H132L133 158V160H135V162H136V155L135 154H137V153H141L142 154V152L144 151V147L142 148V146H146L147 147V142H145V144H143L144 142V140L143 141H141V140H139L138 138H127V137H125V138H127L126 140H123V141H119V140H115V138L114 139H112L113 138V136H118V135H114V128H113V124L118 120V121H120V122H122L121 121V119H124L125 120V118H126V120H128L127 118L128 117H131V116H136L137 114H144L145 115V117H147V118H149V119H151L152 118V120L154 119H156V118H158V116L160 115V117L162 116L163 117V114L164 113H166V114H168V112H169V115H171L170 113H172L173 112V114L175 113V114H178L179 112L178 111H180V113H181V111L190 103L191 104V102L192 103H194V102H196V101H198L197 99V97L195 98H193V99H191V100H180V99H178V98H176V95H174V96H172L170 99H168L167 101L166 100H160V101H158V100H155V101H153L152 100V102L151 101H149V102H144V99H142V94H144V92L142 91L141 92V88L142 87H144V85L145 84H149V85H151V84H156V80ZM244 79V78H243ZM245 79H246V76H245ZM255 79V78H254ZM253 79V80H254ZM257 79V78H256ZM259 79H257L258 81H260V82H262L263 80H259ZM14 80V79H13ZM19 80V79H18ZM99 80V79H98ZM248 80V79H247ZM251 80V79H250ZM14 81H17V80H14ZM28 82H29V80H27ZM32 81V80H31ZM105 81V80H104ZM103 80L101 81L102 83L104 82ZM115 82H116V80H114ZM122 81V80H121ZM120 81V82H121ZM244 81V80H243ZM255 81V80H254ZM13 82V81H12ZM18 82H20V80L18 81ZM23 82V81H22ZM25 82V81H24ZM28 82H26V83H28ZM115 82H113V83H115ZM151 82H153V83H151ZM157 82H159V80L157 81ZM160 82H163V80L162 81H160ZM167 82V81H166ZM168 82V83H169ZM250 82V81H249ZM251 82H253V81H251ZM256 82V81H255ZM254 82V83H255ZM30 83V82H29ZM105 83V82H104ZM117 83V82H116ZM167 83V84H168ZM2 84V83H1ZM0 84V86H3V87H6L7 85H5V83H3L2 85ZM17 84L18 83H15V85L17 86ZM20 84L22 85V83L20 82ZM24 84V83H23ZM110 84V83H109ZM119 84V83H118ZM128 84V83H127ZM162 84H164V83H162ZM252 84V83H251ZM250 84V85H251ZM257 84V83H256ZM260 84V83H259ZM21 85H19V86H21ZM28 85V84H27ZM32 85H33V83H32ZM111 85V84H110ZM109 85V86H110ZM124 85V84H123ZM126 85V84H125ZM253 85V84H252ZM251 85V86H252ZM10 86V85H9ZM49 86V85H48ZM88 86V85H87ZM118 86V85H117ZM146 86V85H145ZM243 87H245L244 85H242ZM23 87L24 88H26V86H24L23 85ZM114 87V86H113ZM120 87H122V86H120ZM16 88H18V86L16 87ZM21 88V87H20ZM23 88V89H24ZM38 88V87H37ZM52 88V87H51ZM110 88V87H109ZM126 88V87H125ZM9 89V88H8ZM11 89H13V88H11ZM15 89V88H14ZM22 89V88H21ZM66 89V88H65ZM84 89V88H83ZM118 89V88H117ZM120 89V88H119ZM122 89H123V87H122ZM244 89V88H243ZM254 89V88H253ZM260 89V88H259ZM262 89H264V88H262ZM262 89H260V90H262ZM2 90V89H1ZM6 90V89H5ZM18 90V89H17ZM26 90V89H25ZM39 90H41V89H39ZM38 90V91H39ZM43 90V89H42ZM125 90V89H124ZM142 90H144V89H142ZM239 90V89H238ZM16 91V90H15ZM19 91H21V90H19ZM27 91V90H26ZM30 91H31V89H30ZM44 91V90H43ZM43 91H42V95H43ZM107 91V90H106ZM109 91V90H108ZM115 91H116V89H115ZM123 90H121V92H122ZM248 91V90H247ZM251 91H254V90H251ZM251 91H249L250 93H252ZM6 92H8V94H12L13 92L12 91H10V93H9V91H6ZM12 92V93H11ZM22 92V91H21ZM32 92V91H31ZM30 92V93H31ZM51 91H49V93H50ZM111 92V91H110ZM120 94H121V92L120 91H118ZM124 92V91H123ZM122 92V93H123ZM36 93V92H35ZM41 93V92H40ZM55 93V92H54ZM114 93V92H113ZM116 93V92H115ZM240 93V92H239ZM238 93V94H239ZM248 93V92H247ZM257 93V92H256ZM1 94V93H0ZM20 94H22V93H20ZM25 94H27V92H23V97H24V95ZM45 94V93H44ZM107 94H108V92H107ZM117 94V93H116ZM119 94V95H120ZM241 94V93H240ZM243 94V93H242ZM4 95H5V93H4ZM13 95L15 96L16 94L15 93H13ZM28 95V94H27ZM30 95V94H29ZM50 95H52V94H50ZM49 95V96H50ZM54 95V94H53ZM106 95V93L104 94V95H99V98L101 97V98H103V97H106L105 96ZM119 95H117V96H119ZM195 95H197V94H195ZM257 95H258V93H257ZM259 95H260V93H259ZM2 96H3V94H2ZM6 96H7V99H9V100H11V101H13V102H15V104H12V106L10 107V109H9V112L7 113V114H1L0 113V115H1V118H0V120H2V118H4L5 117V115L7 116V118L9 117V118H11V116L12 117H17V118H19L20 119V117L19 116H21V114H20V112L21 111H23V109H27L28 108V103L26 104V101L24 100H16V98H14L13 99V97L12 98H8V95L6 94ZM5 96V97H6ZM11 96V95H10ZM34 96V95H33ZM37 96V95H36ZM45 96V95H44ZM123 96V95H122ZM241 96H243V95H241ZM244 96H245V94H244ZM243 96V97H244ZM246 96H249V94L248 95H246ZM251 96V95H250ZM262 96V95H261ZM16 97V96H15ZM31 97V96H30ZM29 97V98H30ZM39 97V96H38ZM46 97V96H45ZM59 97V96H58ZM57 97V98H58ZM108 97V96H107ZM106 97V98H107ZM113 97V96H112ZM258 98H260L259 96H257ZM19 97H17V99H18ZM25 98V97H24ZM33 98H35V97H32V99ZM44 98V97H43ZM66 98V97H65ZM69 98V97H68ZM67 98V99H68ZM99 98H97L98 100H99ZM100 98V99H101ZM110 98V97H109ZM117 98V97H116ZM115 98V99H116ZM249 98V97H248ZM251 98V97H250ZM253 98V97H252ZM257 98V99H258ZM6 99V98H5ZM19 99H21V98H19ZM42 99V98H41ZM41 99H39L38 101H35V103L37 102V103H39V101L41 100ZM48 99V98H47ZM53 98H51V100H52ZM54 99H56V98H54ZM73 99V98H72ZM91 99V98H90ZM89 99V100H90ZM3 100V98L0 96V101H2ZM31 100V99H30ZM29 100V101H30ZM49 100V99H48ZM69 101L71 100V97H70V99H68ZM68 100H67V102H68ZM93 100V99H92ZM97 100V101H98ZM111 100H112V98H111ZM204 100H205V98H204ZM250 100V99H249ZM256 100V99H255ZM5 101V100H4ZM8 101V100H7ZM34 101V100H33ZM55 101V100H54ZM72 101V100H71ZM95 101V100H94ZM97 101H96V103H97ZM114 101V100H113ZM200 101V100H199ZM202 101V100H201ZM242 101V100H241ZM47 102V101H46ZM56 102V101H55ZM64 102H65V100H64ZM93 102V101H92ZM91 102V103H92ZM103 102V101H102ZM107 102V101H106ZM239 102V101H238ZM253 102V101H252ZM34 103V104H35ZM37 103H36V105H37ZM40 103H42V102H40ZM60 103V102H59ZM98 103H99V101H98ZM200 102H197V103H195L196 105L197 104H199ZM2 104V103H1ZM6 104V103H5ZM5 104H3V105H5ZM31 104H32V102H31ZM33 104V105H34ZM44 104V103H43ZM46 104V103H45ZM43 105V106H46V105ZM58 104V103H57ZM69 104H71V102H69ZM68 104V105H69ZM94 104V103H93ZM100 104V103H99ZM194 104V105H195ZM263 104V103H262ZM2 105V106H3ZM7 105V104H6ZM39 105V104H38ZM48 105V104H47ZM61 105V104H60ZM67 105V104H66ZM66 105H63V106H65L66 107ZM68 105H67V107H68ZM72 105V104H71ZM101 105H102V103H101ZM108 105V104H107ZM261 105V104H260ZM260 105H258V106H260ZM264 105V104H263ZM262 105V106H263ZM43 106H41V108H43V109H46V108H44ZM55 106V105H54ZM105 106V105H104ZM201 106V105H200ZM200 106H196L197 108L198 107H200ZM204 106H206V105H204ZM203 106V107H204ZM4 107V106H3ZM33 107V106H32ZM38 107V106H37ZM40 107V106H39ZM47 107V106H46ZM56 107H58V106H56ZM99 107H101V106H99ZM107 107V106H106ZM188 107V106H187ZM192 107V106H191ZM190 107V108H191ZM196 107H194V108H196ZM202 107V106H201ZM224 107H226V106H224ZM238 108H237V110H236V112H235V115H234V117H236V116H239V115H244L245 117H247V118H245V119H251L252 120V118L251 117H253V118H257L259 115L261 116V114H256V112H258L259 110L257 109L258 107H257V103H248L247 105H245L244 107H241V108H239V106H237ZM0 108L1 109H3L1 106H0ZM6 108H8L7 106L5 107V109ZM30 108H31V106H30ZM30 108H28V109H30ZM34 108V107H33ZM49 108V107H48ZM69 108H71V107H68V109ZM89 108V107H88ZM105 108V107H104ZM103 108V109H104ZM194 108L192 107L191 109H189L190 111L193 109L194 110ZM205 108V107H204ZM233 108V107H232ZM260 108V107H259ZM32 109V108H31ZM30 109V110H31ZM40 109V108H39ZM59 109V108H58ZM77 109H79V108H77ZM101 109V108H100ZM41 110V109H40ZM39 110V111H40ZM47 110V109H46ZM52 110H55V109H52ZM62 110H64V108H62ZM84 110V109H83ZM189 110H187L186 111V109L185 110H183V111H186L187 113H188V115L190 114V111ZM192 110V111H193ZM199 112H200V110L199 109H197ZM235 110V109H234ZM263 110H264V108H263ZM263 110H261L263 113H264V111ZM3 111V110H2ZM1 111V112H2ZM28 111V110H27ZM38 111V110H37ZM36 111V113L38 114V113H40V112H37ZM49 111V110H48ZM48 111H46V112H48ZM56 111V110H55ZM54 111V113H57V112H55ZM86 111V110H85ZM88 111V113L91 111V110H87ZM86 111V112H87ZM189 111V112H188ZM203 111H205V110H203ZM30 112V111H29ZM33 112V111H32ZM35 112V111H34ZM42 112V111H41ZM45 112V113H46ZM59 112V111H58ZM69 112V111H68ZM83 112V111H82ZM176 112H178V113H176ZM202 112V111H201ZM3 113V112H2ZM5 113V112H4ZM35 113V114H36ZM44 113V112H43ZM43 113H40V114H43ZM101 113V112H100ZM185 113V112H184ZM191 113H193V112H191ZM232 113V112H231ZM51 114V113H50ZM52 114H53V112H52ZM57 114H59V113H57ZM62 114V113H61ZM64 114V113H63ZM79 114V113H78ZM89 114H91V113H89ZM94 114H95V112H94ZM134 114H136V115H134ZM175 114L173 115V117L175 116ZM186 114V113H185ZM194 114H196V112H194ZM193 114V116H198V115H194ZM200 114V113H199ZM228 114V113H227ZM25 115V114H24ZM39 115V114H38ZM45 115V114H44ZM43 115V116H44ZM65 115H67L66 113H65ZM81 115H82V113H81ZM99 115H101V114H99ZM144 115H143V117H144ZM179 115V114H178ZM181 116L182 115H184V114H180ZM188 115H186L187 116V119L186 118H184V117H178V119L179 120H183V121H181V122H184V119H186V121L187 122H189L188 121V119H190L191 120V118H189V116H191L192 117V114H190L189 116ZM257 115V117H255ZM31 116V115H30ZM37 116V115H36ZM49 116V115H48ZM47 116V117H48ZM54 116L56 117V114H54ZM61 116V115H60ZM70 116V115H69ZM68 116V117H69ZM86 116V115H85ZM185 116V115H184ZM228 116V115H227ZM243 116V117H244ZM23 117V116H22ZM38 117H40V116H38ZM51 116H49V118H50ZM55 117H53V115H52V118L54 119ZM64 117H67V116H64ZM76 117H77V115H76ZM81 117H83V116H81ZM96 117V116H95ZM143 117H141L140 116V119H141V121L143 120V119H145V118H143ZM165 117V116H164ZM163 117V118H164ZM167 117L168 116H166V118L165 119H167ZM170 117H172V116H170ZM234 117H233V114L231 115V114H229V116H228V119L229 120H234ZM242 117V116H241ZM9 118H8V120H9ZM92 118V117H91ZM134 118H138V116H136V117H134ZM133 118V119H134ZM143 118V119H142ZM163 118H161V119H163ZM169 118V117H168ZM181 118V119H180ZM240 118V117H239ZM24 119V118H23ZM28 119V118H27ZM45 119V118H44ZM56 119V118H55ZM63 119V121L65 120L64 118H62ZM61 119V120H62ZM72 119V118H71ZM71 119H70V121H71ZM74 119V118H73ZM76 119V118H75ZM85 119H87V118H85ZM88 119H90V117L88 118ZM160 119V121L162 122V120ZM236 119L237 120H239L240 121V119H238L237 117H236ZM236 119L234 120L235 122H236ZM242 119V118H241ZM263 119V117L260 119L259 118V120H262ZM11 120V119H10ZM24 120H26V118L24 119ZM29 120V119H28ZM30 120H33V119H31L30 118ZM50 119H48V121H49ZM61 120H58V125L61 123ZM91 120V119H90ZM95 120V119H94ZM123 120V121H124ZM125 120V121H126ZM136 120V119H135ZM146 120V119H145ZM157 120V119H156ZM164 120V119H163ZM5 121H6V119H4V120H2L1 122H3V123H5ZM14 121V120H13ZM67 121V120H66ZM66 121H64V122H66ZM69 121V120H68ZM83 121H85V120H83ZM124 121V122H125ZM159 121V119L157 120V121H155V122H159V123H161ZM185 121V122H186ZM257 122H259L258 120H256ZM255 121V122H256ZM10 122H12V120L10 121ZM10 122H8V123H6V124H3V123H1V124H3V125H0V215H2V214H5L7 217H8V214H7V211H9L10 209H12V210H14V207L16 206V205H18V203H21L22 204V202H23V200H25V201H27V199H29L28 197H27V195H26V197L25 196H23V194H22V192H21V189L20 188H22V187H20V185H24V184H22V182L21 181H25V178H23V180H17V176H15V175H13V177L15 176L16 178V180L14 179L13 181H10L9 180V177H10V172L8 171L9 170V168L7 167L8 165H9V163L11 164V162H10V160H8V159H11L12 158V154H13V152H15V149H17V148H14V141H16L17 139L19 140V139H22V140H29L28 139V136H27V134H25V132L23 131V129H25V128H27V127H29V126H24L25 128H23V129H21V127L20 126H18V125H13V124H11ZM17 122V120H15V123ZM55 122H56V120H55ZM64 122H62L63 124H64ZM79 122H81V120L79 119ZM184 122V123H185ZM225 122V121H224ZM227 122V121H226ZM225 122V125L226 124H230V126H232L231 125V122L232 121H230V122H228V123H226ZM245 123V121L244 120H242V121H240V123ZM251 122V121H250ZM250 122H248V123H250ZM254 121H253V123H255ZM261 122V121H260ZM14 123V122H13ZM18 123V122H17ZM34 123V122H33ZM39 123V122H38ZM70 123V122H69ZM78 123V122H77ZM130 123H131V125H130ZM134 123H138V122H129V125L128 126H132V125H134ZM139 123H141V122H139ZM139 123L137 124V125H139ZM190 123V122H189ZM242 123V124H243ZM264 122L262 121V124H263ZM23 124V123H22ZM29 124H31V123H29ZM56 124V123H55ZM87 124V123H86ZM122 124V123H121ZM120 124V125H121ZM124 124V123H123ZM188 124V123H187ZM237 124H239V123H237L236 122V125ZM245 124H247V122L245 123ZM243 125V126H245L246 127V125ZM257 124V123H256ZM256 124H252L253 126L254 125H256ZM261 124V123H260ZM259 124V125H260ZM32 125V124H31ZM47 125V124H46ZM54 125V124H53ZM57 125V124H56ZM57 125V127H59ZM60 125H62V124H60ZM68 125V124H67ZM79 126H80V124H78ZM77 125V127H79ZM85 125V124H84ZM118 125H119V122H118ZM213 125V124H212ZM241 124H239L238 126H240ZM248 125H250V124H248ZM23 126V125H22ZM75 126V125H74ZM91 126H92V124H91ZM121 126H124V128L123 129H125L126 127H127V125H126V127H125V125H121ZM120 126V127H121ZM135 126H136V124H135ZM224 126V124H222V126L221 127H223ZM233 126H234V123H233ZM256 126H258V125H256ZM261 126V125H260ZM260 126H258V128L260 127ZM36 127V126H35ZM67 127V126H66ZM114 127H115V125H114ZM116 127H117V122H116ZM115 127V128H116ZM218 127V126H217ZM224 127H226V126H224ZM229 127V126H228ZM228 127H226L227 128V130H228ZM241 127V126H240ZM250 127V126H249ZM255 127V126H254ZM253 127V128H254ZM263 127V126H262ZM37 128H38V126H37ZM45 128V129H44ZM46 128L47 127H43V129H42V126L40 127L39 126V129H41V130H43V132L45 131L46 132ZM61 129L62 128H64V125H63V127H60ZM75 128H76V126H75ZM74 128V129H75ZM220 128V127H219ZM231 128H233V127H231ZM231 128H229V130H228V134L230 135V133L229 132H233L232 130H231ZM241 128H243V130H245V132L247 131V129H248V127H247V129L245 128L244 129V127H241ZM240 128V129H241ZM251 128V127H250ZM250 128H249V130L248 131H250V133H252V129L250 130ZM72 129V128H71ZM87 129H88V127H87ZM87 129H86V131H87ZM118 130H119V128H117ZM121 129V131H122V128H120ZM240 129H236V127H235V129H233V130H240ZM264 129V128H263ZM28 130H29V128H28ZM33 130V129H32ZM31 130V131H32ZM58 130V129H57ZM65 131L67 130V129H64ZM81 130V129H80ZM192 130V129H191ZM216 130H219L220 131V129H216ZM258 130V129H257ZM257 130H256V132H257ZM261 130H262V128H261ZM60 131V130H59ZM72 131H73V129H72ZM120 131V130H119ZM118 131V132H119ZM121 131H120V133H121ZM193 131V130H192ZM218 131V132H219ZM222 131H226V129L225 128H222V130H221V132ZM34 134H35V132L34 131H32ZM79 132V131H78ZM217 132V131H216ZM241 132V131H240ZM254 132V131H253ZM254 133V134H256L257 135V133ZM259 132V131H258ZM32 133V134H33ZM48 133H51L50 132V130H48ZM52 133H56V132H54V131H52ZM67 133V132H66ZM71 133V132H70ZM74 133V132H73ZM223 133V132H222ZM235 133H239L238 131L237 132H235ZM260 133V132H259ZM30 134V133H29ZM79 134V133H78ZM214 134V133H213ZM225 134H226V132H225ZM233 134V133H232ZM253 134V133H252ZM251 134V135H252ZM261 134H262V131H261ZM261 134H258L259 135V137L261 138V137H263V135H261ZM264 134V133H263ZM37 135V134H36ZM39 135V134H38ZM50 135V134H49ZM53 135V134H52ZM66 135V134H65ZM175 135V134H174ZM214 135H216V133L214 134ZM214 135L212 136V137H210L211 139H209L210 141L212 140V141H214V140H218V136L216 135L215 137H216V139H215V137H214ZM219 135L221 136V138H223V134H221L220 132H219ZM250 134L248 135L249 137L251 136ZM261 135V136H260ZM32 136V135H31ZM31 136H29V137H31ZM70 136V135H69ZM76 136V135H75ZM81 135H79V137H80ZM122 136V135H121ZM40 137H48V136H41L40 135ZM50 137H52V136H50ZM55 137V136H54ZM137 137V136H136ZM144 137V136H143ZM208 139H207V138ZM252 137H257V136H253L252 135ZM252 137H250V138H252ZM259 137L257 138V139H259ZM70 138V137H69ZM78 138V137H77ZM122 138H124V137H122ZM121 138V139H122ZM166 138V137H165ZM212 138H214V139H212ZM220 138V137H219ZM30 139H32V138H30ZM39 139V138H38ZM145 139V138H144ZM166 139H168V138H166ZM47 140V139H46ZM67 140V139H66ZM169 140V139H168ZM206 142H205V141ZM252 140H253V138H252ZM262 140H263V138H262ZM30 141V140H29ZM29 141H28V143H29ZM32 141V140H31ZM34 141V140H33ZM36 141H37V138H36ZM39 141V140H38ZM65 140H63V142H64ZM78 141V140H77ZM83 141H84V139H83ZM205 142V143H203L202 144V142ZM220 141V140H219ZM26 142V141H25ZM24 142V143H25ZM43 142V141H42ZM55 142V141H54ZM54 142H52V145H53V143ZM69 142H71V141H69ZM74 142H76V141H74ZM259 142V141H258ZM49 143V145L51 144L50 142H48ZM56 143V142H55ZM59 143V142H58ZM57 143V144H58ZM65 143H66V141H65ZM79 143V142H78ZM163 143V142H162ZM180 143H182V144H184V145H179ZM209 143V142H208ZM207 143V144H208ZM211 143H213V142H211ZM245 143H248V142H245ZM254 143H255V140H254ZM260 143V142H259ZM30 144V143H29ZM28 144V145H29ZM31 144H34V142L33 143H31ZM45 143L43 142V144H42V147H45V148H48V147H50L51 146V148H52V145H50V146H45V145H47V143L44 145ZM57 144H55V145H57ZM63 144V143H62ZM61 144V145H62ZM69 144V143H68ZM67 144V145H68ZM71 144H73L72 142L70 143V145ZM75 144V143H74ZM143 144V145H142ZM226 144H228V143H226ZM249 144V143H248ZM248 144H247V147L248 148H251V147H249L248 146ZM258 144V143H257ZM18 145V144H17ZM25 145H26V143H25ZM34 145H36V144H34ZM37 145H38V143H37ZM36 145V146H37ZM40 145H41V143H40ZM39 145V146H40ZM69 145V146H70ZM212 145V144H211ZM210 145V146H211ZM216 145V144H215ZM19 146V145H18ZM21 146V145H20ZM20 146L18 147V148H20ZM38 146V147H39ZM72 146V145H71ZM218 146V145H217ZM33 147V146H32ZM35 147V146H34ZM33 147V148H34ZM37 147V148H38ZM53 147H55L54 145H53ZM59 147V146H58ZM62 147H64V146H62ZM74 147H75V145H74ZM73 146H72V148H70V149H73L74 148ZM223 147H225V145L223 146ZM226 147H228L227 145H226ZM225 147V148H226ZM245 147V146H244ZM245 148L247 151H248V148ZM32 148V149H33ZM36 148V147H35ZM40 148H41V146H40ZM45 148H43V150L45 149ZM56 149H57V147H55ZM60 148V147H59ZM69 148V147H68ZM79 148V147H78ZM77 148V149H78ZM22 148H20V150H21ZM42 149V148H41ZM220 149H222L221 147H220ZM219 149V150H220ZM224 149V148H223ZM221 150V152L220 151H218V152H220V153H218L217 151H216V156H213L214 158H210L211 160H208L207 161V159L205 160L204 159V156H203V152L201 153L202 154V156H203V158H196V159H194V157L196 156V154L195 153H193V154H195V156L194 157H192V158H190V161H189V159H188V161H187V158H186V162H183L184 161V159L181 161V163L183 162L185 165H187V164H189V163H191V164H189V165H191L192 167H193V165H195V161H193V159L194 160H196V167H197V170H200V172L203 170V169H206L207 171H208V169L209 170H212V169H215V167H216V169H218V171H219V169H222V166L225 168L226 167V169H225V171L226 170H228V169H230V167H231V169H234V170H232V172H234L235 173V171H236V167H237V163H236V167L234 168V165L233 164H231L232 162H238V158H236L234 155L236 154H233V152H232V154H231V151L230 152H228L229 151V149L231 150L232 148L230 147V148H227L228 150L226 151V149L225 150ZM22 150H25V149H22ZM21 150V151H22ZM27 150H29V148L27 149ZM26 150V151H27ZM31 150V149H30ZM38 150V149H37ZM48 150H49V148H48ZM58 150H60V149H58ZM68 150V149H67ZM208 150V148L206 149L205 148V150H204V152L205 151H207ZM255 149H253V150H251V152L252 151H254ZM42 150H40V154L43 152H41ZM44 151H46V150H44ZM145 151H146V149H145ZM145 151L143 152V153H145ZM200 151V152H199ZM209 151V150H208ZM256 151V150H255ZM255 151L253 152V153H255ZM32 152V151H31ZM37 153L34 149H33V153ZM55 152V151H54ZM63 152V151H62ZM68 152V151H67ZM70 152V151H69ZM258 152V151H257ZM256 152V156H258L257 153ZM50 153V152H49ZM58 153V152H57ZM56 153V154H57ZM79 153V152H78ZM149 153V152H148ZM153 153V152H152ZM39 154V153H38ZM37 154V155H38ZM44 154V153H43ZM51 154V153H50ZM59 154V153H58ZM64 154V153H63ZM67 154V153H66ZM65 154V155H66ZM141 154H139V155H141ZM151 154V153H150ZM201 154L199 155V156H201ZM20 155V154H19ZM42 155V154H41ZM49 155V154H48ZM47 155V156H48ZM65 155H63V156H65ZM75 155V154H74ZM144 155H147V154H144ZM143 155V156H144ZM204 155H205V153H204ZM217 155H219V156H217ZM237 155V154H236ZM252 155V154H251ZM262 155V154H261ZM261 155H259V156H261ZM18 156V155H17ZM22 156V155H21ZM44 156V155H43ZM46 156V155H45ZM44 156V157H45ZM52 155H50L49 157H51ZM54 156V155H53ZM56 156V155H55ZM151 156H153V154H151ZM239 156V155H238ZM241 156V155H240ZM239 156V157H240ZM26 157V156H25ZM30 157H33V156H30ZM39 157V156H38ZM49 157H47V159L49 158ZM57 157V156H56ZM58 157H62V156H58ZM68 157V156H67ZM70 157V156H69ZM140 157V156H139ZM142 157V156H141ZM183 157V158H184ZM235 157V158H234ZM263 157H264V155H263ZM15 158V157H14ZM20 158V156L18 157V159ZM24 158V157H23ZM28 158H29V156H28ZM55 158V157H54ZM137 158H138V156H137ZM241 158V157H240ZM7 159V161H8V165L7 166H5V163H4V160H6ZM27 159V158H26ZM42 159V158H41ZM44 159V158H43ZM53 159V158H52ZM59 159V158H58ZM57 159V160H58ZM67 159V158H66ZM131 159V158H130ZM139 159H141V158H139ZM181 159V158H180ZM180 159H179V162H180ZM192 159V160H191ZM209 159V158H208ZM14 160V159H13ZM13 160H11V161H13ZM22 160V159H21ZM21 160L19 159V163H22L21 162ZM37 160V159H36ZM46 160V159H45ZM62 160V159H61ZM133 160H130V162L132 161L133 162ZM241 160V159H240ZM7 161H6V163H7ZM22 161H24V160H22ZM28 161V160H27ZM50 161V160H49ZM138 161V163L140 162L139 160H137ZM192 161H193V164H192ZM18 162V161H17ZM35 163H36V161H34ZM34 162L32 163V164H34ZM41 162H42V160H41ZM44 162V161H43ZM42 162V163H43ZM53 162V161H52ZM56 162V161H55ZM59 162H61V161H59ZM125 162V161H124ZM130 162H129V164H130ZM135 162H134V164H135ZM188 162V163H187ZM263 162V161H262ZM12 163H14V161L12 162ZM24 163H25V161H24ZM31 163V162H30ZM30 163H28L29 165H28V167L29 166H31L30 165ZM48 163H51V162H48ZM66 163V162H65ZM138 163L136 162V167H137V165H138ZM170 163V164H171ZM175 163H177V162H175ZM182 163V164H183ZM187 163V164H186ZM239 163H240V161H239ZM241 163H242V161H241ZM240 163V164H241ZM27 164V163H26ZM25 164V165H26ZM40 164V163H39ZM39 164H36L37 166L39 165ZM60 164V163H59ZM58 164V165H59ZM143 164V163H142ZM164 164V165H163ZM243 164H245V163H243ZM13 165V164H12ZM41 165V164H40ZM50 165H53V164H50ZM56 164H54V166H55ZM124 165V164H123ZM130 165H133V163L132 164H130ZM141 165V164H140ZM169 165V164H168ZM15 166V165H14ZM27 166V165H26ZM33 166V165H32ZM31 166V167H32ZM42 166V165H41ZM47 166H48V164H47ZM120 166V167H119ZM219 166H220V168H219ZM230 166V167H229ZM17 167H19V165H18V163H17ZM59 167V166H58ZM135 167V166H134ZM181 168H184L185 166H180ZM244 167V166H243ZM12 168V167H11ZM24 168H26V167H24ZM34 168V167H33ZM41 168V167H40ZM39 168V169H40ZM51 168V166L49 167V169ZM65 168V169H66ZM130 168H133V167H130ZM179 168V167H178ZM186 168H191V167H186ZM208 168V169H207ZM238 168H241L239 165H238ZM237 168V169H238ZM245 168H247V167H245ZM249 168V167H248ZM255 168H257V167H255ZM8 169V170H7ZM22 169V168H21ZM34 169H36V170H38L37 168H34ZM34 169H32V170H34ZM46 169V168H45ZM58 169V168H57ZM64 169V170H65ZM250 169H252V167L251 168H249V170ZM25 170V169H24ZM27 170V169H26ZM42 170V169H41ZM41 170H40V172H41ZM48 170V169H47ZM60 170H62V169H60ZM183 170V169H182ZM206 170L205 171H202V172H206ZM223 170V169H222ZM222 170L221 171H219V172H221V173H219L218 171H217V173H219L218 175H220V174H222L223 172H222ZM238 170H240V169H238ZM237 170V171H238ZM255 169H254V167H253V171H254ZM260 170V169H259ZM15 171V170H14ZM39 171V170H38ZM49 171V170H48ZM53 171H54V169H53ZM52 171V172H53ZM66 171V170H65ZM64 171V172H65ZM196 171V170H195ZM214 171H216V170H214ZM224 171V170H223ZM229 171V170H228ZM227 171V172H228ZM236 171V172H237ZM255 171H258V170H255ZM254 171V172H255ZM20 172V171H19ZM22 172V171H21ZM24 172V171H23ZM27 172V171H26ZM26 172H24V175L26 176L27 174H30V173H28L27 172V174H26ZM39 172V173H40ZM58 172V171H57ZM56 172V173H57ZM169 172V171H168ZM185 172V171H184ZM187 172V171H186ZM197 172V171H196ZM196 172H193L192 171V173H196ZM209 172V171H208ZM211 172H213V171H211ZM226 172V174H228ZM232 172H231V174H232ZM251 172V171H250ZM259 172H261V171H259ZM12 174H13V172H11ZM16 173H17V171H16ZM15 173V174H16ZM65 173V174H66ZM215 173V172H214ZM213 173V174H214ZM233 173V174H234ZM253 173V172H252ZM256 173V172H255ZM255 173H253V174H251V178H253V175L255 174ZM263 173V172H262ZM260 174V173H258V175L260 174V176L257 178V177H255V179H254V182L255 183H253V185H252V183L251 182H253V181H250V183H251V185H249V192L247 191L248 189L247 188H245V189H247L246 191V193H250V194H252V196H250V197H248L250 194H248V196H246L245 195V192L243 193V195L240 197L241 198V200H243V203H240L239 202V205L241 204H243V207L241 208V206L240 207H238V208H241V210L243 209V210H248L250 213H251V215H252V217L253 218H255L258 222H256L257 224H255V225H257L258 226V228H259V226H262L261 228H260V231H261V237H262V239L260 240L259 239V237H257L258 238V240L260 241V244H259V246L256 248V250H254V253L253 254H255V252H256V254H257V256L256 257H258V258H256L257 259V261L259 262V264H260V262H264L263 260H264V194H263V190H264V173L263 174ZM20 174H23V173H20ZM37 174V173H36ZM42 174V173H41ZM40 174V175H41ZM48 174V173H47ZM53 174H54V172H53ZM182 174V175H181ZM187 174V173H186ZM196 174H198V173H196ZM200 174V173H199ZM206 174H208L207 172H206ZM210 174L212 175V173H209V175L208 176H210ZM224 174V173H223ZM223 174L221 175V177H223V178H225V176H223ZM231 174H228V175H231ZM232 174V175H233ZM17 175V174H16ZM31 175V174H30ZM29 175V176H30ZM46 175V174H45ZM50 175V174H49ZM66 175V176H67ZM153 175V176H152ZM164 175V176H163ZM192 175V174H191ZM201 175V174H200ZM231 175V176H232ZM255 175H257V174H255ZM257 175V176H258ZM32 176V175H31ZM37 176H39V174L37 175ZM44 176V174L43 175H41V179H42V177ZM53 176V175H52ZM51 176V179H53V177ZM55 176H56V174H55ZM54 176V177H55ZM59 176H60V174H59ZM59 176H57V177H59ZM64 177V175L62 174L61 175V177ZM187 176H189V175H187ZM199 176V175H198ZM208 176L207 177H205V178H208ZM216 176V175H215ZM11 177H12V175H11ZM10 177V178H11ZM18 177H20V176H18ZM183 177V178H182ZM203 176H201V178H202ZM214 177V176H213ZM212 177V178H213ZM218 177V176H217ZM217 177H216V179H217ZM227 177V176H226ZM21 179H22V176L20 177ZM43 178H45V177H43ZM50 178V177H49ZM48 178V179H49ZM60 178V177H59ZM93 178H96V183L97 184H94L93 183ZM186 178H189L190 179V177H186ZM205 178H204V180H205ZM210 178V177H209ZM212 178H210V179H212ZM215 178V177H214ZM219 178V177H218ZM228 178V177H227ZM46 179H47V177H46ZM57 179L58 178H55V179H53V181L54 180H56L55 182H57ZM184 179V180H183ZM189 179H187V180H189ZM193 179H194V175H193ZM200 179V178H199ZM210 179H208V180H210ZM231 179V178H230ZM234 179V178H233ZM232 179V180H233ZM236 179V178H235ZM250 179V178H249ZM7 180H9V182L7 181ZM26 180H30V177H29V179H26ZM33 179H31V181H32ZM35 180V179H34ZM58 180H61V179H58ZM64 180H65V178H64ZM174 180V181H173ZM183 180V181H182ZM192 180V179H191ZM218 180V179H217ZM225 180V179H224ZM227 180V179H226ZM228 180H229V178H228ZM5 181H7L8 182V185H6V182ZM27 181V182H28ZM30 181V182H31ZM37 181V180H36ZM69 181V182H70ZM73 181V182H74ZM186 181V180H185ZM194 181V180H193ZM197 181H198V179H197ZM196 181V182H197ZM203 181V180H202ZM26 182V183H27ZM39 182V181H38ZM50 182H51V180H50ZM54 182V183H55ZM66 182H67V180H66ZM196 182H194V184L196 183ZM234 182V181H233ZM248 182V181H247ZM32 183V188L34 187L33 185H34V183H33V181L31 182ZM60 183H61V181H60ZM63 183V182H62ZM189 184L190 183H192V182H188ZM212 183V182H211ZM223 183V182H222ZM228 183V182H227ZM27 184H29V183H27ZM43 184V183H42ZM47 184V183H46ZM45 184V185H46ZM67 184V183H66ZM70 184V183H69ZM74 184V183H73ZM183 184H185V183H183ZM182 184V186L184 187V185ZM187 184V183H186ZM189 184H187V185H189ZM197 184V183H196ZM199 184V183H198ZM29 185H31V184H29ZM38 185H39V183H38ZM41 185V184H40ZM52 185H54V184H52ZM76 185V184H75ZM191 185V184H190ZM190 185H189V187H190ZM193 185V184H192ZM200 185H202V184H200ZM224 185V184H223ZM230 185V184H229ZM25 186V185H24ZM48 186V185H47ZM46 186V187H47ZM181 186V185H180ZM194 187L196 186V185H193ZM202 186H204V184L202 185ZM228 186V185H227ZM226 185H225V187H227ZM231 186V185H230ZM235 186V185H234ZM28 187H30V186H28ZM28 187H27V189H28ZM62 187V186H61ZM74 187V186H73ZM154 187V188H153ZM173 187V186H172ZM176 187H178V186H176ZM188 187V186H187ZM188 187V188H189ZM194 187H192V188H194ZM233 187V186H232ZM232 187H230V188H232ZM237 187V186H236ZM242 187H246L245 185H243ZM248 187V186H247ZM26 188V187H25ZM41 188H42V186H41ZM45 188V187H44ZM185 188V187H184ZM196 189H194V193L191 195V194H189V197H188V194H187V196H185L186 198L188 197V198H190V199H192V201H194L193 200V198H192V196L194 197V199H196L197 201L196 202H198V200L200 201L199 203H206L207 205H208V203H207V201L205 202V201H203V200H208V199H210V198H212V199H216V197H217V199L215 200H212V199H210V201L212 200V202H211V204H209V205H211L210 207H211V209L212 210H214L213 212H212V215H213V213H215V216H218V218L219 219H222V218H224V220H225V217H227L231 212L230 211H226V213H225V211H224V209L223 208H221V206L219 205V202H220V204L222 203L223 204V199H218V198H221V197H223V196H221V197H218V194L216 195V197L214 196L215 194L214 193H212V197H209V195L211 194V192H210V194H208V188H203V187H199L198 185L195 187ZM234 188V187H233ZM238 188V187H237ZM27 189H26V192H27ZM35 189V188H34ZM38 189V188H37ZM53 189H55L56 190V187L55 188H53ZM62 189H64V188H62ZM61 189V190H62ZM75 189V188H74ZM158 189V186H156V190ZM174 189V188H173ZM227 189V188H226ZM239 189H242V188H239ZM244 189V190H245ZM254 189H261L262 190V192L261 193H258L257 191H254ZM23 190H25V189H23ZM39 190V189H38ZM46 190V189H45ZM49 190H50V188H49ZM54 190V191H55ZM175 190V189H174ZM196 190H198V191H196ZM238 190V189H237ZM236 190V191H237ZM243 190V191H244ZM30 191V190H29ZM32 191H34V190H32ZM35 191H36V189H35ZM41 191V190H40ZM70 191V190H69ZM77 191V190H76ZM151 191V190H150ZM155 191V190H154ZM171 191H173V190H171ZM170 191V193H172L173 194V192H171ZM180 191V190H179ZM178 191V192H179ZM184 192H186L187 191V189L186 190H183ZM183 191H180V192H182L181 194H183ZM190 191H192L191 189H190ZM197 193H196V192ZM225 191H227L228 192V190H225ZM44 192H46V191H44ZM50 192H51V190H50ZM78 192V191H77ZM213 192V191H212ZM229 192H232V191H230V189H229ZM239 192V191H238ZM31 193V192H30ZM35 193H37L38 194V196H40L39 195V193L38 192H35ZM41 193H43V192H41ZM47 193V192H46ZM52 193V192H51ZM70 193H72V192H70ZM154 193H156V194H158L157 196L154 194ZM169 193V194H170ZM188 193H190V192H188ZM32 194H33V192H32ZM54 194V192L52 193V195ZM62 194V193H61ZM75 194V193H74ZM73 194V195H74ZM176 193H174V195H175ZM185 194V193H184ZM183 194V195H184ZM214 194V195H213ZM223 194V193H222ZM237 194V193H236ZM60 195V194H59ZM179 195V194H178ZM190 195H191V197H190ZM208 195V196H207ZM221 194H219V196H220ZM239 195H241L240 193H239ZM37 196V195H36ZM37 196V197H38ZM45 196V195H44ZM49 196V195H48ZM56 196V195H55ZM54 196V197H55ZM61 196V195H60ZM63 196V195H62ZM166 196H168V199H169V195H166ZM173 196V195H172ZM176 197H180V196H177V194L175 195ZM182 196V195H181ZM209 197V198H207V197ZM214 196V197H213ZM224 196L226 197V195L224 194ZM232 197L234 196V193H232V195H231ZM238 196V195H237ZM34 197V196H33ZM36 197V198H37ZM51 197V196H50ZM111 197H115V198H111ZM122 197V198H121ZM39 198V197H38ZM117 198V199H116ZM121 198V199H120ZM160 198V197H159ZM181 198V197H180ZM182 198H183V196H182ZM181 198V199H182ZM186 198H184V200H187ZM236 198V197H235ZM56 199H57V197H56ZM55 199V200H56ZM163 199V198H162ZM165 199H167V197H165L164 198V200ZM173 200L175 199V197H173L172 198ZM179 199V198H178ZM181 199H179V200H181ZM187 200L186 202H188V203H190L191 202V208L193 207L194 208V206H196L197 207V205H199L198 203L196 204V205H194V206H192V201L191 200ZM37 199H35V201H36ZM58 200V199H57ZM125 200H123V201H125ZM159 200V199H158ZM170 200H171V198H170ZM170 200H168L169 202H167L168 203V205H169V203H170ZM172 200V201H173ZM226 200V199H225ZM232 200V199H231ZM29 201V200H28ZM32 201H34V200H32ZM45 202V204H46V200H44ZM49 201V200H48ZM59 201H61V199H59ZM63 201V200H62ZM133 201H132V204H133ZM153 201V202H152ZM203 201V202H202ZM237 201V200H236ZM42 202V201H41ZM40 202V203H41ZM64 202V201H63ZM73 202V201H72ZM126 202V201H125ZM128 202H130V201H128ZM138 202H140L141 203V200L140 201H138ZM147 202V201H146ZM146 202H144L145 203V205H146ZM150 202V201H149ZM162 202V200L160 201V203ZM164 202V201H163ZM177 202H178V200H177ZM180 202H182V200L180 201ZM185 202V201H184ZM208 202H209V200H208ZM227 202V201H226ZM32 203H34V202H32ZM36 203V202H35ZM38 203V202H37ZM43 203V204H44ZM52 203V202H51ZM50 203V204H51ZM66 203V202H65ZM135 203V202H134ZM156 203H158L159 204V202H156ZM165 203V202H164ZM173 204H174V202H172ZM176 203V202H175ZM187 203V205L189 206V204ZM235 203V202H234ZM20 204V205H21ZM24 205L26 204V203H23ZM56 204V203H55ZM126 204H128V203H126ZM137 204V203H136ZM139 204V203H138ZM143 204V203H142ZM142 204H140V205H142ZM151 204H149V206L151 205ZM163 204V203H162ZM181 204H183V203H181ZM201 204V205H202ZM19 205V206H20ZM29 205V207H30V205L31 204H28ZM36 205V204H35ZM48 205V204H47ZM153 205V204H152ZM151 205V206H152ZM204 205V209H205V204H203ZM208 205V206H209ZM217 205H219V206H217ZM238 205V206H239ZM23 206V205H22ZM21 206V207H22ZM32 206V205H31ZM34 206V205H33ZM38 207H40L39 205H37ZM42 206V205H41ZM127 206V205H126ZM133 206V205H132ZM135 206V205H134ZM137 206V205H136ZM142 206H144V205H142ZM141 206V207H142ZM147 206H148V203H147ZM150 206V207H151ZM158 206V205H157ZM159 206H161V204H159ZM182 206V205H181ZM186 207V208H182V209H184V211H183V213L186 211V213L189 211V208L190 207ZM217 206V207H216ZM236 206V205H235ZM12 207V208H11ZM17 207V206H16ZM44 207V206H43ZM61 207V206H60ZM140 207V206H139ZM145 207V206H144ZM149 207V208H150ZM154 207V205L152 206V208ZM169 207V206H168ZM167 207V208H168ZM171 207H173L172 205H171ZM185 207V206H184ZM200 206H198V208L197 209H199V211H200V209H201V207L199 208ZM20 208V207H19ZM24 208V207H23ZM34 208V207H33ZM46 208V207H45ZM133 208V207H132ZM188 208V209H187ZM225 208V207H224ZM17 209H18V207H17ZM56 209H58V208H56ZM186 209V210H185ZM194 209H196V208H194ZM202 209H203V207H202ZM201 209V211L203 212V211H208V212H210V211H212V210H202ZM220 211H219V210ZM223 209V210H222ZM24 210V209H23ZM23 210H20V211H23ZM40 210L41 209H37L36 208V210H30V209H28V207H26V210H25V212L26 213H24L23 215H20V219H26V217L28 216V214H29V212H31L32 213V215L33 216H35V215H39V213H40ZM53 210V209H52ZM51 210V211H52ZM68 210V209H67ZM158 210H160V209H158ZM162 210H163V208L161 209V212H162ZM15 211H17L16 210V208H15ZM61 211V210H60ZM170 210H168V212H169ZM172 211H174L173 209H172ZM191 211V210H190ZM197 211V210H196ZM200 211V212H201ZM232 211V210H231ZM239 211V213L238 214H240V209L238 210ZM247 211V212H248ZM50 212V211H49ZM56 212V211H55ZM62 212V211H61ZM182 212V211H181ZM201 212V213H202ZM237 212V211H236ZM17 213H18V211H17ZM153 213V212H152ZM166 213V211L163 213V214H165ZM193 213L195 214L196 212H194L193 210H192V212L191 213H189V214H191V220L194 222V218H193ZM200 213V214H201ZM207 213V212H206ZM229 213V214H228ZM242 213H243V211H242ZM241 213V214H242ZM14 214H15V212H14ZM47 214V213H46ZM50 214V213H49ZM48 214V215H49ZM53 214V213H52ZM59 214V213H58ZM179 214H180V212H179ZM185 214V213H184ZM188 214V215H189ZM209 214V213H208ZM232 214V213H231ZM234 214H236L235 213V211H234ZM248 213H246V219H248V217L250 216V215H247ZM10 215V214H9ZM27 215V216H26ZM45 215V214H44ZM47 215V216H48ZM60 215V214H59ZM63 214L61 213V216H62ZM69 215H70V212H69ZM160 215H162V214H160ZM168 215H170V214H168ZM167 215V216H168ZM180 215H182V213L180 214ZM187 215V214H186ZM211 215V218L213 217ZM15 216V215H14ZM43 216V215H42ZM55 216V215H54ZM58 216V215H57ZM61 216H58V217H61ZM67 216V215H66ZM148 216V215H147ZM164 216V215H163ZM214 216V217H215ZM230 216H232V215H230ZM235 216V215H234ZM237 216H239V215H237ZM248 216V217H247ZM4 217V216H3ZM3 217H1L0 216V218H3ZM16 217H18V216H16ZM52 217V216H51ZM70 217V216H69ZM71 217H72V215H71ZM70 217V218H71ZM151 217V216H150ZM153 217V216H152ZM166 217V216H165ZM188 217L189 216H187V219H188ZM198 217H199V215L197 216L196 215V218L198 219ZM233 217V216H232ZM236 217V216H235ZM240 217V216H239ZM239 217H236V220L235 221H240L239 220ZM242 217H245V214L243 213V216L241 215V221H242ZM32 217H30V219H31ZM42 218V217H41ZM63 218H65L66 219V217L64 216ZM159 218H161V217H159ZM167 218V217H166ZM190 218V217H189ZM227 218H230V217H227ZM226 218V219H227ZM238 218V219H237ZM249 218H251V217H249ZM252 218V219H253ZM9 220H10V218H8ZM29 219V218H28ZM27 219V220H28ZM33 219V218H32ZM35 219V218H34ZM48 219H50V216H49V218ZM48 219H47V221H46V223L47 222H49L48 221ZM69 219V218H68ZM146 219H147V222H146ZM169 219H171V218H169ZM182 219V218H181ZM180 219V220H181ZM194 219V220H193ZM210 219V218H209ZM215 219H216V217H215ZM219 219H216V221H212V222H216L215 224L216 225H219L218 223L219 222H223V221H221V220H219ZM1 220V219H0ZM16 220V219H15ZM39 220V219H38ZM41 220V219H40ZM72 220V219H71ZM177 220V219H176ZM175 220V221H176ZM183 220V219H182ZM186 220V219H185ZM228 220V219H227ZM233 220V219H232ZM255 220V221H256ZM2 221V220H1ZM20 221V220H19ZM31 220H29V222H30ZM34 221H36V220H34ZM42 221V220H41ZM60 222H61V220H59ZM63 221V220H62ZM162 221V220H161ZM160 221V222H161ZM167 221V220H166ZM169 221V220H168ZM172 221H173V219H172ZM171 221V222H172ZM174 221V222H175ZM184 221V220H183ZM183 221H181V222H183ZM190 221V220H189ZM204 221V220H203ZM231 221V220H230ZM238 222L239 224L240 223H242V222ZM243 221H245V219H243ZM26 222V221H25ZM39 222V221H38ZM75 222V221H74ZM150 222V221H149ZM159 222V223H160ZM164 222V221H163ZM177 222H178V220H177ZM176 222V223H177ZM191 222V221H190ZM225 222H226V220H225ZM225 222H223V225L225 224ZM232 222V221H231ZM234 222V221H233ZM37 223V222H36ZM157 223V222H156ZM155 223V224H156ZM158 223V224H159ZM205 223V222H204ZM237 223V222H236ZM233 224V225H237V224ZM2 224L3 225H0V236L2 237V238H6L7 237V235L8 234H12V233H10L12 230V227L14 226V225H16V221H14V220H10V221H7V222H2ZM22 224V223H21ZM24 224V223H23ZM30 224V223H29ZM43 224V223H42ZM71 224V223H70ZM154 224V223H153ZM178 224V223H177ZM185 224V223H184ZM231 224V225H232ZM238 224V225H239ZM259 224H261V225H259ZM46 225H48V223L47 224H45V226ZM160 225V224H159ZM166 225H167V223H166ZM174 225V224H173ZM189 225V224H188ZM203 226H204V224H202ZM208 225H210V224H208ZM232 225V226H233ZM28 226V225H27ZM26 226V227H27ZM44 226V227H45ZM52 226V225H51ZM50 226V227H51ZM70 226V227H71ZM122 226V227H123ZM148 226V225H147ZM146 226V227H147ZM177 226V225H176ZM201 226V225H200ZM225 226H227L226 224L224 225V227ZM228 226H230V225H228ZM228 226H227V228H228ZM232 226H230V227H232ZM15 227V226H14ZM43 227V228H44ZM49 227V228H50ZM64 227V226H63ZM120 227V226H119ZM129 227H127V229H129ZM145 227V228H146ZM158 226H156V228H157ZM197 228H198V225L196 226ZM205 227H207V226H205ZM256 227V226H255ZM254 227V228H255ZM30 228V227H29ZM38 228V227H37ZM48 228V229H49ZM56 228H59V226L58 227H56ZM60 228H62L61 226H60ZM121 228V227H120ZM159 228V230L161 231V228L160 227H158ZM163 228V227H162ZM194 228V227H193ZM197 228H196V231H197ZM214 228V227H213ZM41 229H42V227H41ZM48 229H46V230H48ZM63 229V228H62ZM65 229V228H64ZM117 229H119V228H117ZM127 229H126V231H127ZM154 228H152V230H153ZM169 229V228H168ZM204 229V228H203ZM206 229H208V228H206ZM220 229V228H219ZM23 230V229H22ZM26 230V229H25ZM25 230H24V232H25ZM38 230V229H37ZM43 230V229H42ZM69 230H70V228H69ZM147 230V229H146ZM145 230V231H146ZM156 230V229H155ZM154 230V231H155ZM209 230V229H208ZM208 230H207V232H208ZM214 231H215V229H213ZM226 230V229H225ZM228 230V229H227ZM36 231V230H35ZM49 231V230H48ZM124 231V230H123ZM131 230L129 229V232H130ZM144 231V232H145ZM159 231V232H160ZM166 231V230H165ZM164 231V232H165ZM182 231V230H181ZM218 231H220V230H218ZM16 232V231H15ZM20 231H18V233H17V235L19 236V234L22 236V234L21 233H19ZM50 232V231H49ZM57 232V234H58V231H56ZM55 232V233H56ZM128 232V231H127ZM144 232H142V234L144 235L145 233ZM149 232V231H148ZM153 232V231H152ZM159 232H158V230H157V232L154 234L155 236H157V235H159ZM42 233H43V231H42ZM47 233V232H46ZM126 232H124V234H125ZM150 233V232H149ZM149 233H146V236H152V234H150V235H148ZM161 233V232H160ZM198 233V232H197ZM216 233H217V231H216ZM258 233V232H257ZM258 233V234H259ZM263 233V234H262ZM35 234V233H34ZM37 234H38V232H37ZM44 234V233H43ZM129 234V233H128ZM132 234V233H131ZM137 234H141V232H139V233H137ZM166 234V233H165ZM190 234V233H189ZM211 234V233H210ZM209 233H208V235H210ZM259 234V235H260ZM16 235V236H17ZM26 235V234H25ZM28 235H29V233H28ZM120 235V234H119ZM126 235V234H125ZM133 235V234H132ZM168 235H169V232H168ZM175 235V234H174ZM195 235H197V234H195ZM204 235H206V233H204ZM211 235H213V234H211ZM210 235V236H211ZM217 235H218V233H217ZM221 235V234H220ZM41 236H43V235H41ZM56 236V235H55ZM118 236V235H117ZM121 236V235H120ZM130 236V235H129ZM128 236V237H129ZM133 236H135V234L133 235ZM173 236V235H172ZM207 236V235H206ZM205 236V237H206ZM209 236V237H210ZM215 236V235H214ZM258 236V235H257ZM20 237V236H19ZM25 237V236H24ZM44 237V236H43ZM53 237V236H52ZM57 237V236H56ZM114 237V236H113ZM127 237V236H126ZM127 237V238H128ZM138 237H139V235H138ZM144 237V236H143ZM162 237V236H161ZM161 237H159L160 239H161ZM164 237V236H163ZM204 237V238H205ZM253 237H255V236H253ZM18 238V237H17ZM16 238V239H17ZM117 238V237H116ZM147 238V237H146ZM151 238V237H150ZM155 238V237H154ZM158 238V239H159ZM165 238V237H164ZM173 238H175V237H173ZM177 238H178V236H177ZM214 238H216V237H214ZM219 238V237H218ZM224 237H222V238H220V239H223ZM235 238V235H234V237H233V239ZM13 239H14V237H13ZM12 239V241H11V243L12 242H14V240ZM19 239V238H18ZM17 239V240H18ZM23 239V238H22ZM25 239V238H24ZM44 239V238H43ZM45 239H47V238H45ZM49 239H51L52 240V238H49ZM129 239V238H128ZM134 239H135V237H134ZM138 238H136V240H137ZM179 239H181V238H179ZM178 239V240H179ZM211 239V238H210ZM226 239V238H225ZM254 239V238H253ZM252 239V240H253ZM16 240V241H17ZM35 240V239H34ZM112 240V239H111ZM117 240H119V238L117 239ZM133 240V239H132ZM153 240H155V239H153ZM163 240V239H162ZM169 240V239H168ZM174 240H176V238L174 239ZM195 240V239H194ZM193 240V241H194ZM219 240V239H218ZM236 240V239H235ZM9 241V240H8ZM23 241V240H22ZM57 241V240H56ZM120 241H121V239H120ZM123 241V240H122ZM134 241V240H133ZM152 241V240H151ZM159 241V240H158ZM158 241H156V242H158ZM254 241V240H253ZM4 243H5V241H3ZM114 242H115V240H114ZM137 242V241H136ZM188 242V241H187ZM212 242V241H211ZM214 242V241H213ZM221 242V241H220ZM15 243V242H14ZM30 243H32V242H30ZM53 243V242H52ZM110 243L111 244H115V243H112V241H110ZM138 243V242H137ZM143 243H145V242H143ZM152 243H154V242H152ZM162 241H161V244L160 245H162ZM166 243V242H165ZM175 243V242H174ZM177 243V242H176ZM188 243H190V241L188 242ZM191 243H193V242H191ZM20 244V243H19ZM109 244V243H108ZM110 244V245H111ZM119 244V243H118ZM120 244H121V242H120ZM154 244H156V243H154ZM158 244H159V242H158ZM180 244H182V243H180ZM195 244V243H194ZM253 244V243H252ZM254 244H255V242H254ZM5 245V244H4ZM7 245V244H6ZM14 244H11L10 246L12 247V248H14V246H13ZM22 245V244H21ZM32 245V244H31ZM53 245V244H52ZM56 245V244H55ZM115 245H117V244H115ZM114 245V246H115ZM137 245H139V244H137ZM145 245H147V244H145ZM145 245L143 246V248H141V249H144V247H145ZM163 245H165V244H163ZM162 245V246H163ZM214 245V244H213ZM9 246V245H8ZM16 246V245H15ZM95 246H92L91 248H98V247H95ZM107 246H109V245H107ZM168 246H169V242H168ZM171 246H173V245H171ZM169 247V248H171V249H173L172 247ZM177 246V245H176ZM180 246H182V250H185L186 249V253H187V256L190 258V260L192 261L193 259H194V256L195 255H193V253L194 252H192L191 251V249H190V247L189 246H187V245H180ZM185 246V247H184ZM191 246V245H190ZM207 246H208V244H207ZM0 247H3V246H0ZM10 247V248H11ZM29 247V246H28ZM31 248H32V246H30ZM54 246H52V248H53ZM106 247V246H105ZM111 247V246H110ZM138 247V246H137ZM150 247V246H149ZM155 247V246H154ZM183 247L185 248V249H183ZM209 247H211V246H209ZM90 248V247H89ZM123 248H124V246H123ZM123 248H120V249H123ZM146 248V247H145ZM151 248V247H150ZM155 248H157V247H155ZM196 248V247H195ZM203 248V247H202ZM212 248V247H211ZM9 250V247L8 248H6L5 249V247H4V249L3 250H5V251H8ZM15 249V248H14ZM13 249V250H14ZM84 249V248H83ZM82 249V250H83ZM88 249V248H87ZM99 249H100V246H99ZM98 249V250H99ZM105 248L103 247V248H101V251L102 250H104ZM128 249V248H127ZM126 249V250H127ZM151 249H153V248H151ZM197 249V248H196ZM205 249V248H204ZM213 249V248H212ZM3 250H1V252L3 251ZM18 250V249H17ZM31 250V249H30ZM55 250V249H54ZM63 250H66L67 252L69 251V255L67 254V255H65L66 253L65 252H63ZM81 250V251H82ZM89 250H92V254H93V249H88V251ZM97 249H96V251H95V254H97L99 251H98ZM106 250V249H105ZM104 250V251H105ZM124 250V249H123ZM129 250V249H128ZM155 250V249H154ZM160 250V249H159ZM166 250V249H165ZM193 250V249H192ZM81 251H77L78 253L80 252L81 253ZM98 251V252H97ZM108 251H110V250H108L107 249V252ZM121 251V250H120ZM138 251H140V250H138ZM137 251V252H138ZM150 251V250H149ZM155 251H158L157 249L155 250ZM164 251V250H163ZM167 251V250H166ZM169 251V250H168ZM175 251V250H174ZM179 251V250H178ZM202 251H204V250H202ZM4 252V251H3ZM87 252V251H86ZM85 252V253H86ZM97 252V253H96ZM106 252V251H105ZM106 252V253H107ZM112 252V251H111ZM118 252H119V250H118ZM136 252V253H137ZM151 252V251H150ZM159 252V251H158ZM176 252V251H175ZM199 252V251H198ZM197 252V253H198ZM5 253H7V252H4V254ZM78 253H76V254H78ZM82 253H83V251H82ZM81 253V254H82ZM89 253H91V252H89ZM102 253V252H101ZM101 253H99V254H101ZM110 253V252H109ZM122 253H123V251H122ZM142 253V252H141ZM155 253H157V252H155ZM183 253V251H179V252H176V253H173V254H171L170 253V255L171 256H169L170 258H169V263L168 264H176L177 263V261H179L181 258H179V255H181ZM99 254H98V256H99ZM111 254H113V253H111ZM111 254H109L110 256H111ZM124 254L126 255H128V253H125V251H124ZM139 254V253H138ZM151 254V253H150ZM158 254V253H157ZM165 254V253H164ZM195 254V253H194ZM203 254V253H202ZM205 254V253H204ZM3 255V254H2ZM9 255H10V253H9ZM12 255V254H11ZM19 255V254H18ZM52 255H54V256H52ZM79 255V254H78ZM77 255V257L79 258L80 256H78ZM83 255H85V254H83ZM88 256H90L89 254H87ZM104 255H106V254H104ZM115 255H116V253H115ZM146 255V254H145ZM149 255V254H148ZM161 255V254H160ZM1 256V255H0ZM5 256V255H4ZM16 256V255H15ZM20 256V255H19ZM18 256V257H19ZM56 256V257H55ZM103 255H101V257H102ZM107 256V255H106ZM123 256V255H122ZM129 256H130V254H129ZM151 256H152V254H151ZM150 256V258H152ZM155 256H158V255H155ZM167 256V255H166ZM206 256V255H205ZM6 257V256H5ZM10 257V256H9ZM9 257H7L8 259H9ZM13 257V256H12ZM46 257V254L44 255V257L42 256V258H44V259H49L48 257L47 258H45ZM72 257H76V255H74L73 256V253H72ZM83 257V256H82ZM87 257V256H86ZM85 256H84V259L83 260H85V258H86ZM91 257V256H90ZM93 257H94V255H93ZM133 258H134V256H132ZM140 257H141V254H140ZM140 257H138V258H140ZM211 257V256H210ZM38 258H39V256H38ZM42 258H40V259H42ZM51 258V260H53ZM66 258H68V259H66ZM111 259H112V257H110ZM114 258H116L115 256H114ZM117 258H118V256H117ZM123 258V257H122ZM142 258L144 259V261H145V257H143V255H142ZM149 258V257H148ZM154 258V257H153ZM152 258V259H153ZM156 258V257H155ZM159 258V257H158ZM167 258V257H166ZM165 258V259H166ZM183 258V257H182ZM219 258V257H218ZM227 258V257H226ZM3 259V258H2ZM7 259V260H8ZM11 259V258H10ZM16 259V258H15ZM14 259V260H15ZM60 258H58L57 260H58V264H59V262L61 261V264H62V260H61ZM80 259V258H79ZM96 259V258H95ZM125 259L127 260V258L125 257ZM124 259V260H125ZM131 259V258H130ZM142 259V260H143ZM160 259V258H159ZM165 259H163L165 262H166V260ZM206 260H208L209 262H212V259L211 258H209L208 256L205 258ZM220 259V258H219ZM218 259V263H221V260H219ZM232 259H233V257H232ZM4 260V259H3ZM3 260H1L0 259V264H3ZM14 260H12V262L14 261ZM17 260H18V258H17ZM16 260V261H17ZM76 259H72V261H75ZM94 260V259H93ZM97 260V259H96ZM101 260V259H100ZM104 259L102 258V261H103ZM107 261H109L108 259H106ZM116 260V259H115ZM124 260H121V261H123L124 263H125V261ZM132 260H134V259H132ZM142 260L140 261V263L142 262ZM147 260V259H146ZM154 260V259H153ZM158 260V259H157ZM162 260V261H163ZM168 260V259H167ZM213 260H214V257H213ZM9 261V260H8ZM8 261H7V263H8ZM11 261V260H10ZM19 261V260H18ZM38 261H40L39 259H38ZM50 261V260H49ZM80 261V260H79ZM86 261V260H85ZM106 261V262H107ZM112 261H114L113 259H112ZM117 261V260H116ZM143 261V262H144ZM163 261V262H164ZM185 261H186V258H185ZM189 261V260H188ZM201 261V260H200ZM216 261V260H215ZM257 261H255V262H257ZM11 262V263H12ZM20 262H21V260H20ZM19 262V263H20ZM22 262H23V259H22ZM27 262V261H26ZM42 262H43V260H42ZM44 262H45V260H44ZM47 262V261H46ZM106 262H105V264H106ZM122 262V263H123ZM152 262V261H151ZM150 262V263H151ZM179 262H181V261H179ZM178 262V263H179ZM183 262V261H182ZM199 262V261H198ZM209 262H208V264H209ZM223 262V261H222ZM257 262V263H258ZM5 264H6V261L4 262ZM10 263V262H9ZM17 263V262H16ZM19 263H17V264H19ZM38 263V262H37ZM36 263V264H37ZM51 263H52V261H51ZM66 264L68 263L69 264V261H66L65 262ZM74 263H76V262H74ZM114 263V262H113ZM117 263V262H116ZM118 263H119V261H118ZM123 263V264H124ZM134 263V262H133ZM148 263V262H147ZM149 263V264H150ZM154 263V262H153ZM158 263H159V261H158ZM177 263V264H178ZM188 263V262H187ZM194 263V262H193ZM201 263H203L202 261H201ZM215 263V262H214ZM224 263V262H223ZM226 263V262H225ZM30 264V263H29ZM38 264H40V263H38ZM43 264V263H42ZM46 264V263H45ZM48 264V263H47ZM50 264V263H49ZM53 264H55V262L53 263ZM76 264H79L78 263V261H77V263ZM87 264V263H86ZM97 264H98V262H97ZM104 264V263H103ZM110 264V263H109ZM121 264V263H120ZM160 264V263H159ZM162 264V263H161ZM186 264V263H185ZM230 264V263H229Z\"/></svg>", "mask_w": 264, "mask_h": 264}]
</instances>
